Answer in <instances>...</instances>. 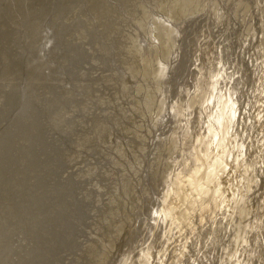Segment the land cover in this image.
<instances>
[{
    "label": "rangeland",
    "instance_id": "rangeland-1",
    "mask_svg": "<svg viewBox=\"0 0 264 264\" xmlns=\"http://www.w3.org/2000/svg\"><path fill=\"white\" fill-rule=\"evenodd\" d=\"M35 1L36 0H32V1L31 0H29V1L28 0H3V2H2V0H0V22H1L0 23V32H1L0 33V41H1L0 42V47H1L0 48V59H1L0 60V63H1V65L3 64L2 67L0 65V67H1L0 68V70H1L0 71V79H1L0 80V88H1V90H0V105H1L0 106V120H1L0 121V123H1L0 124V133H1V135L0 136L2 137V135H3L2 132L3 131H5L4 135L7 134L5 136L3 135V137H4L3 139L0 138V139H2V141H0V142H3L4 143V144L3 143H0V148L3 150V152H2V150H0L1 151L0 152V155L2 156V158L8 156L11 159H15L14 160L15 163H14L13 160L9 159V161L11 163H13V165H14L13 166L12 164L10 165V162L7 160L8 158L6 160H7V163L9 165L6 162H4L5 158L4 159H1V157H0V159L3 160L2 162L0 160V163L2 165H3V162H4V164L6 163L8 166L13 167L11 169V168L7 167V165L6 166L5 165H3V166L1 165L0 166V168L1 167L4 168V169L1 168V170H0V186H1L0 187V198H2V200H5L6 199L5 200L6 202L8 201L7 202L8 203V206H7V203L4 202V201H1V199H0V259H1L0 260L1 263L0 264H12L14 261L15 262L13 264H36V263L37 264H40L38 261L43 262L42 264H44V262H45V264L46 263L48 264L49 261L51 262L50 259L55 258L57 256H58L57 258L60 257V260L59 259H52L56 263L55 262H52L51 264H59L61 260H63V261H61L60 264H62V263L63 264H67V263L68 264H77V263H79V264L80 263L81 264H86V263L87 264H94L95 261H96V263H98L100 260L101 261L98 264H100V263L104 264V262H105V264H116L118 262L119 263L122 262V260L124 258L122 259V258H119V257H121L122 255H124L126 253L125 251L129 250L131 246L134 247L133 249H139V244H141V246L143 245L145 239L148 237V235L151 233V231H153V228L155 227L154 223H152V222H156V220L157 221L159 220L158 227L155 228V230H154V236L151 238L149 244L153 242L152 241L153 239H156L159 235L164 234V230H165V227H166V224H167V222H165L164 220H165V216L168 214V211L167 210L169 209V207H167V204H168V206H170V204L167 203L166 201L165 202L163 201L164 198H163L162 195L166 194V192L168 191L166 189H171V187L173 185L172 183H173V181L175 179V175L179 171L177 169H180L182 167V163L184 162L183 160H185L183 158V156L187 158L188 156L191 155V153H192L191 151L194 150V149L191 150L192 146H190V144H192L195 141L194 137L197 138L198 136H200L201 135L200 134V131H202V132H204L205 130L207 131V126L206 125H210V123L208 122V119L206 118L207 117V114L206 113H203L206 116L203 115V114H199L197 112V109L195 108L196 106H194L195 109L193 108L194 111H195V112L192 111V112H194L193 114L188 109L189 107L186 108V106L187 105L188 106L191 105L194 100H196V99L199 100L198 95H195V93L196 92H199V93H203L204 92L202 90V87L201 86H204L203 89L205 90V92L203 93L204 95L198 93L199 96L202 97V95H203V97H204L203 100H201L202 103H203V101L206 102V103L209 102V105L212 104L213 106H216L217 107V104L220 103L223 99H227L228 98V95H229L230 98L228 100L231 101V104L228 106V109H226V113L229 116V119L230 120H226V123H225L226 129L224 131V135L223 136H218L216 134H214L215 136H213L212 134H210L212 136H211V138H209V140H210L209 141V140H207V136L208 137H210V136L207 135V133L205 134L206 131L204 133L201 132L202 133L201 138H203L206 135L205 137H206V140L208 141V144L206 143L207 141L205 140V138L202 139V142H204V141H206V142L205 143H201V144L200 143H196L197 141L199 142V140H197V139H199V137L196 139L195 143L197 145L200 144L198 148L201 151L197 150V155H195L192 158L190 157L191 160H189L190 163H189L187 169L185 170L184 167H183V174L184 175L186 173L188 174L191 171H193V169H195L196 167L198 168L201 165V162L198 161L199 158L197 159V157H199V156H212L213 157L214 156L213 159H215V157H217L218 154H221L218 157H222L223 158L222 159L223 164H224L223 166H225V164H227L228 166H231V169L232 170L229 173L225 169L224 172H227V174H226L227 177L226 178H224L222 175H220V177H219V174L217 176L218 181H221L220 185L223 187V190L222 191H219V195H220L221 199L218 198L217 200H214L213 197H211L209 199L207 198L206 200L203 199V201L201 202V204H199L198 199L193 200L194 201V204L187 202L185 204V212L188 211V210H190L191 207L196 208L195 209L196 214L194 213V215H193V217H194L193 219L194 220L193 221L191 220V223H193V224L190 223L191 225L187 226L184 230L180 231V233H176V234H173V235H165L161 239L157 240V242L154 245L153 244H150V245L148 244L149 246L147 248L143 249L142 252H141L142 257H143V259L145 257L146 262H147L146 264H264V171H261L262 170V167L264 169V162L262 163L263 166H261V167L258 166L261 170L258 169V170L254 171V172H251L250 171L249 172L250 174L244 179V173L246 171H248L246 169L251 166V163L252 164H255V163H253L254 161L256 162V157L255 156H257L259 154L261 155L262 151L264 150V0H201V1L200 0H198V1L197 0H190V1H193L191 3H190L189 0H185V2H184V0L183 1L182 0L181 1L178 0L180 2H177V4H175L177 0H172V1H170V0H162V1L161 0H157L159 3L161 2L160 3L161 4V7H159L160 4H158V2H156V0H155L156 3H153L154 2L153 0H150V1L149 0H141V1L140 0H131L130 3H129V0L128 1L127 0H124V2L125 1L128 2V4L130 6H131L132 3H136V4H132V6L130 7L131 10L128 7L129 5H126V2H125L124 5H122L124 3L123 0H120L122 3L119 0L118 1L117 0H108L109 2L108 1H105V0H100V2H99V0H92V1L91 0H82V1L81 0H75L76 2H74V3H73L74 0H71V1L68 0V2H67V0H60V3L57 0H54V1H52V0H41V1L37 0L36 2L39 1L38 2L39 4L38 3L36 4ZM77 1H79V3H81V4H78ZM110 1L112 3L115 1L116 3L118 2V3H120L122 5L121 6L119 4V6H118V4L115 5L116 4L115 2L113 3L115 6H118V7H115L116 9L118 8L117 9L118 11L115 10V9H114V11L119 12V13L116 12V16L114 15V19L117 18V16H119L120 17V21H119V17L117 19H115L117 21H115L112 17L109 18V15L111 13L112 14L115 13V12L113 13L112 9L109 10L110 8H113L114 7V5ZM186 1H189V2H186ZM61 2L62 3L65 2V3L62 4ZM146 2H147V4H146ZM148 2L151 3V4H148ZM181 2H183V4H185L186 6L183 5ZM214 2H216V4H213ZM30 3L31 4L35 3V5H37V6H35L34 4L31 5ZM103 3H105V6H108V7H104ZM109 3L112 4V5L110 4L111 7H109ZM139 3L141 5H139ZM152 3L155 6H157V7H155ZM178 3H181L180 5H182V6H180V7H182V8H183V6H185L183 8V10H182V8H179V4ZM48 4H50V5H48ZM142 4H144L143 5L144 7L142 6ZM156 4H158V5H156ZM170 4L171 5L173 4L172 5V8H171V5ZM59 5H62V6L58 7ZM101 5H102V7L106 8V9H104V8H103L104 10L100 9V8H102ZM137 5H139V6H137ZM175 5L177 6V8L175 7ZM214 5H216L217 8ZM34 6H35V8H34ZM89 6H91V7H89ZM140 6H142V7H140ZM194 6H196V8H198V9L196 10V8ZM47 7H49V8H47ZM67 7H69V8L66 10ZM53 8L55 9L56 12H57V10H59V8L60 9H63V11L62 10H59L58 11V14L60 12V16H58L57 14H55L56 15V17H55V15L53 14V13H55V11L52 12V10H54ZM56 8H58V9H56ZM87 8H88V10L85 11ZM119 8L121 10H119ZM142 8L145 9V14H142V13H144L143 12L144 10ZM170 8H171V10H170ZM175 8H176V10H175ZM213 8L214 9L216 8V9L214 10ZM41 9H42V12H41ZM74 10H75V12H73ZM101 10H102V12L105 11V10H106L105 12H107V10H108L107 14H109V15H107L105 12H103V13L100 12V14L102 13V15L104 16V17L102 16L104 18V20H103L102 17H100V14L98 15L99 11H101ZM122 10H124V11H122ZM127 10H129V11H127ZM152 10H154V11H152ZM174 10L177 11V12H175ZM181 10L183 11V13L185 15L184 17H181V16H183V13L181 14V12H180ZM31 11H33V12H31ZM34 11H35V13H34ZM39 11L41 12L40 15H39ZM61 11H62V13H61ZM67 11H69V12L67 13ZM169 11H170V13H168ZM95 12H97V13H95ZM147 12H148V14H146ZM178 12H180V13L178 14ZM36 13L38 14V16H37ZM126 13H127V15H125ZM47 14H49L50 16L47 15ZM62 14H63V16H61ZM26 15L28 16V18H27ZM31 15H33V16H31ZM65 15H67V16H65ZM141 15L142 16L143 15H146V17L143 16L144 19H146L148 17L146 19V21L149 22L151 20L150 21L151 23L149 22V24H151L152 27L149 26L148 22L145 21L147 24H145V22H143L144 20H142L143 17ZM169 15L171 17H169ZM57 16L58 17H62L61 18L62 21ZM105 16H108V18L106 17L107 18L106 19ZM128 16H129V18H128ZM137 16H138V18H137ZM174 16L175 17L177 16L178 19L175 18ZM97 17H99V18H98V20H96V22H97V25H96L95 18L97 19ZM134 17H135V19H134ZM172 17H174V18L172 19ZM13 18H15V19H13ZM179 18H180L181 21L179 20ZM39 19H40V21H38ZM43 19L47 23L44 22ZM81 19H83V20H81ZM110 19H113V20H110ZM167 19H169L170 22ZM88 20H91V21H88ZM99 20H101V21L99 22ZM108 20H109V22H108ZM121 20H124V23H125V20H126V22H127L126 25L130 27L131 24H132V27H130V28L128 27L129 28L128 29L127 26L124 23H122ZM129 20H131V21H129ZM173 20H174V22H172ZM177 20H178V22H177ZM30 21H31V23H32V21L33 22L35 21V22L33 24H31ZM36 21L41 22V23L43 22L42 23V26H41L40 23H37ZM155 21L158 24L155 25ZM2 22H5V23H2ZM88 22H91L90 23L91 25H89ZM161 22H162V24L163 23L164 24L162 25ZM56 23H58V24L60 23V24L58 25ZM37 24H40V26L37 25ZM43 24H44V26L45 25H48V27L45 26L47 28H44L43 27ZM86 24L89 25V28H86V26H87ZM136 24H139V25H136ZM169 24L172 27L171 29H170V26L169 27L167 26ZM33 25H35V27ZM60 25L62 26L61 28H60ZM72 25H74V26H72ZM83 25H86V26L84 27ZM9 26H10V28H9ZM27 26H29L28 27L29 29L32 27V29H30V32L32 34L29 33V29L27 28ZM38 26L40 27V29H39ZM76 26L77 27H81V30H83L85 33L82 32V31L80 32V28L77 29ZM92 26H94V27H92ZM99 26H100V28H99ZM113 26H114V29L116 27V29L118 28L117 31L119 30L118 31L119 33H116V35L113 34V33L117 32V31H113V28H112ZM161 26H162V28H160ZM49 27H51V29ZM141 27H142V29H141ZM34 28H35V30H36V28H37V30L38 29L41 30L42 31V33H41L42 35L40 33H38V32H41V31H39V30L38 31H35V30H33ZM53 28H54V30H53ZM55 28L57 29V31H56ZM62 28L64 29V31L66 29V32L67 33L64 32ZM71 28H73V29L71 30ZM96 28H97V30H96ZM123 28L126 29L125 31L127 32V34H126V32L123 31L124 30ZM135 28H136V30H135ZM49 29L52 32L54 31V34H52L51 36H49V35L52 32H50ZM74 29L76 30V31H74L75 33L73 32ZM161 29L162 30L163 29H166L167 31H164L163 30L160 33L159 31H161ZM169 29H170V32H169ZM19 30H21V31H19ZM69 30H71V31H69ZM101 30H103V31L104 30H107V33H106L107 36L105 34V31L102 32ZM108 30H110L113 33L111 34ZM121 30H122V32H121L122 34L120 33ZM141 30L144 31V32H142ZM48 31H49V33H48ZM77 31H78V33H76ZM172 31H174V32L176 31V33L172 32ZM56 32H58V33H56ZM61 32H62V34L65 33V35L69 33L67 36L69 37V35H70L71 38L69 37L70 39H68V37L65 36L64 34L63 35H60ZM10 33H12L13 35L10 34ZM97 33H98V35H100V38L98 37ZM102 33H103V36H106V37H104V38H103V36L101 37V34ZM134 33H136V34H134ZM163 33H165L166 36ZM169 33H173V35H170ZM29 34H31V35H29ZM37 34H38V37L40 39L37 37ZM120 34H121V36H120ZM123 34H125L124 35L125 38H122ZM131 34H132V36H130ZM156 34H158V35L160 34V36H158ZM161 34H163V36L165 38L161 37L162 36ZM15 35H17V36H15ZM108 35H109V37L111 36L113 39L111 37L109 38ZM114 35H115V37H113ZM135 35H136V39H134V36ZM167 35H169V37ZM2 36L3 37L5 36L4 38H6V39L4 40V38ZM31 36H33L32 38L35 41L32 40ZM42 36L45 39H43ZM48 36H49V38H48ZM59 36H61V38ZM63 36H65V38ZM157 36L159 37V40H156V39H158ZM23 37H25V38H23ZM50 37H51V39H50ZM53 37H54V39H53ZM55 37H56V39L58 38L57 41H56V43L53 41V40H55ZM62 37L65 40H67V41L65 42V40L62 39ZM79 37H80L81 40L79 39ZM97 37H98L99 40H95ZM118 37H121V39L118 38ZM15 38H17V39H15ZM18 38H21L23 40H20V39L18 40ZM47 38L50 39V41H52L53 43H51L50 41H48ZM169 38H170L169 41H171V42L168 43V40L167 39H169ZM46 39H47V42L45 43ZM118 39H120V40H118ZM132 39H133V41H132ZM148 39H149V41H148ZM162 39H164V40L166 39V41H164ZM24 40H26V41L24 42ZM100 40L103 41V42H101ZM107 40L108 41H112V42L113 41L114 42L116 41L115 44H117V41L120 42L119 43L120 44V47H119L118 44H117V46L113 45L114 42L111 44V45L114 46V48L115 47L120 48V49L115 48V49L118 50V52L116 50L117 53L115 51H112L113 53L110 51L112 49L113 50H115V49L113 48V46H111L110 48H108L110 44H109V42ZM17 41L18 42L20 41V42L18 43ZM28 41H30V42H28ZM36 41H38V42H36ZM43 41H44L45 45H44ZM58 41H62L64 43V45H66V46L62 45L61 47H59V48H62L64 46L62 48V51H61V49H59L57 47V45H59V44L61 45L62 42H59L58 43ZM85 41H86V43H85ZM95 41L98 44H96ZM98 41L101 42V43H99ZM22 42H24L25 45L24 44H20ZM48 42H49V44H48ZM67 42H68V44H70V46L73 49L74 48H77V49H79V51L77 49H74L75 50V52H74V50L72 48L69 49L68 48L69 45L67 46V44H66ZM107 42H108L109 45L106 44ZM135 42H137V43H135ZM27 43H28V45H27ZM31 43H33V44H31ZM80 43H82V45ZM91 43L94 45V47L91 46L92 45ZM134 43L138 46V48H139L138 51H140V52L137 51L138 48L137 49L135 48L137 46L134 45ZM161 43H163V45H161ZM165 43H168L169 45L167 46ZM170 43H172V44H170ZM18 44H19V46H18ZM51 44L53 46L55 45L54 48L56 47V49H54ZM72 44H74V45H72ZM83 44H84V46H83ZM99 44H101V46H102L103 49H105V47H106L107 50L106 49L105 50H102L101 47L100 48L99 47L98 48H95V46L97 47ZM33 45H35V46H33ZM43 45H44V47H43ZM47 45H48V47H47ZM80 45H81V47L83 46V48H81ZM85 45H87L86 47H88V48L85 49ZM170 45L171 46L173 45V46L171 47ZM6 46L8 47V49L10 47V49L8 50ZM45 46H46V48H45ZM163 46H164V49H163ZM169 46H170L171 49L173 48V50H171L172 51L171 53H169L170 51H168V53L165 51V50H169ZM28 47L29 48L31 47V49H30L31 52L28 51L29 50ZM32 47H34V48H32ZM49 47H51V48H49ZM158 47H160V48L158 49ZM165 47H167V48L165 49ZM13 48H15V49H13ZM52 48L54 50H56L55 51L56 54L59 53L58 51H61V52H63V54L60 52L61 53L60 54L61 56L62 55H66V56H62L64 58H61L60 57L62 61L58 57V56H60L59 54L56 55L55 53H53ZM141 48H142V50H141ZM155 48H157V49H155ZM37 49L40 52L37 51ZM71 49L73 50V54L75 55L76 58H79L78 54H80V53L83 52L84 53L83 55L80 54V59L82 58L81 61L85 59V61L83 63H81L80 62V59H78V60L75 59L74 56H73V54H72V50ZM87 49H90L91 51L90 50H87ZM133 49H134V51L138 52L139 54L137 53L138 55H136V52H133ZM161 49H163V50H161ZM35 50L37 51V55L36 54H33ZM82 50H86L87 54H88V51L90 53L87 55V54H85L86 52L85 51H82ZM108 50L110 51V53H108L109 52ZM121 50H123V51H121ZM157 50L160 51V52H158ZM21 51L24 54H22ZM36 51H35V53H36ZM68 51H69L70 54L67 53ZM105 51L106 52L108 51V52L106 53ZM119 51H120V53H119ZM64 52L66 54H64ZM133 53H135V55ZM140 53H141L142 56L140 55ZM145 53H147V54H145ZM108 54H112L114 56H110ZM117 54H119L118 57H117ZM159 54H160V56H159ZM164 54L167 55V56H168V54H170L171 56L169 55V58H165L167 56H165ZM105 55L107 56L106 59H105ZM162 55H163V59H160V58H162L161 57ZM72 56L75 59V61L77 60L76 61L77 64H76V62L74 64L77 65L78 68H79V64L80 63H81V65H83V67L81 65H80V67L81 68H86V69H88V68L91 69L92 68L91 65L92 66L93 65L96 66L97 69L95 67H93L95 69L92 68L93 70H91V71H94V72L97 71V73L95 72V74H97V76L95 74H92L94 72H89L88 71L89 69L87 71H85L86 69L85 70L83 69V72H82L83 74H82L81 73V71H82L81 68L77 72H75L76 70L71 71V73L73 72L72 75H71L69 73L70 71H68V70L66 71V69L68 68L69 70H71V68H72V70H73L74 67L77 68V66H75V65H69L70 62L72 61L71 59H73V58H71ZM98 56H100L101 58H99ZM109 56H110V60H109ZM137 56H139V57H137ZM34 57H36V58H34ZM69 58H70L71 61L69 60ZM86 58L89 59L90 61L89 60L86 61ZM111 58H112V60H111ZM155 58H157L156 59L157 61H159V59H160V63L157 62L155 60ZM164 58L166 60L167 59L168 60L165 61ZM30 59H31V61H30ZM66 59H68V60H66ZM94 59H95V61H94ZM103 59H104V61L107 60V59L109 61L108 60H107V62L105 61L106 62V64H105L104 61H103ZM143 59H144V61H148L149 63L144 62V64L143 63L140 64L141 63L140 61L143 60ZM34 60L35 61L37 60L38 63L35 62ZM113 60H115V61H113ZM129 60H130L131 63L129 62ZM134 60H137L136 63L137 62H140L138 64V66H137V64L135 63ZM29 61H30V63L33 62L34 64L33 65L31 64L32 66L27 65V62H28V64H30ZM50 61H52V62H50ZM118 61H119L120 64L118 63ZM161 61H163V62H161ZM92 62H94V63H92ZM95 62L100 66V69H98L99 66H97L95 64ZM132 62H134V63H132ZM4 63H6V64H4ZM58 63L59 64H62L63 66L62 65H59ZM66 63H68V66L69 67L67 66ZM113 63H114V65H112ZM127 63H130V65L127 64ZM151 63L153 65H154V63H156V64L153 67V65H149ZM163 63L166 64V67H165V65H164V67L163 66L162 67L165 68V69L167 68L166 70H164V72L162 70L163 68L161 67V65H163ZM36 64H38V65H36ZM50 64L56 70H54L51 67ZM64 64H65V66H64ZM71 64H73V63H71ZM107 64H109L110 66L107 65ZM157 64H159V65H157ZM34 65H36V66L34 67ZM54 65H55V67L57 66L58 68L60 67L61 69H63L62 67H64V69L66 68L65 69L66 72L64 71V69L62 70L63 74H65V73L66 74H70L72 79L69 78L70 75H66V74L65 75H62V72H59L61 70L55 68ZM101 65H103V66H101ZM147 65H149V67ZM24 66H27V68L24 67ZM37 66H38V69H36ZM21 67H23V68H21ZM104 67H106L105 68L106 70L104 69ZM160 67H161V70L162 71L161 70H157ZM49 68H52V69H49ZM29 69H30L29 72L26 71V70H29ZM35 69H36V71H35ZM125 69H126V71H123ZM155 69L157 71L156 72L154 71V72L157 73V74H154V72L150 73L151 71H153ZM10 70H11V72L13 74L10 72ZM49 70L51 72H49ZM52 71H54V72H52ZM57 71L59 73H57L55 75V72H57ZM160 71H161V73H160ZM98 72H101L102 75L100 73H99L100 74L99 75ZM162 72H163V76L164 77H162ZM87 73H88V77H86L87 76ZM90 73H91V75H90ZM113 73H115V74H113ZM6 74H8V75H6ZM35 74H36V76H35ZM59 74H60V76L58 78L57 75H59ZM149 74H151L152 76L149 75ZM158 74H160V75H158ZM14 75H15V77H14ZM93 75H94V77H92ZM153 75H154V79H155L156 82L158 81V80H156V78L162 80V81L159 80V82H157V83H159L158 85L161 86V88H159V86L156 85L157 84L156 82L152 81ZM98 76H99V78L101 76V78L100 79H97L96 77H98ZM105 76H106V79H105ZM131 76L132 77L134 76L135 80L133 78V81H132L131 80L132 79ZM157 76H160V77L158 78ZM48 77H50V78H48ZM56 79H57V81H56ZM73 79H75V80H73ZM86 79L88 80V83L86 82V84H88V85H84L85 84V81H87ZM128 79H130V81ZM148 79H149V81H148ZM72 80L75 81V82H73ZM198 80L200 81V83H199ZM6 81H8V82H6ZM107 81H109V82L107 83ZM19 82L21 84H25L26 83L27 89L29 91H31V92H29L27 94L28 96H31L34 93L33 94L34 96H32V98H30L31 100L28 101V102H32L33 101L32 102L33 104H30L29 103L30 106L34 105V106L37 107V109H40V107L44 104L43 106H45V107L42 106L44 108V110L47 109L49 111H47V110L46 111H44V110L43 111L42 110H38L36 112V110H37L36 107H34V106L33 107H30L29 106V113H25L26 112L25 111L26 108L24 107L23 109L25 111L24 112L25 114L22 112L20 115H17L18 113L21 112V109H18L19 104H16V105H13V104H15L17 102L15 100H17L18 97H19L18 102H20L21 88H18V84H20ZM41 82H43V83H41ZM89 82L91 84H89ZM123 82H126V83L122 84ZM153 82L155 83V85L153 84ZM160 82H162L161 83L162 85H160ZM195 82H197V83H195ZM52 83H53V85H52ZM56 83L58 84V86L56 85ZM63 83H64L65 86L63 85ZM92 83H93V85H92ZM198 83H199V85H198ZM59 84H61V87L59 86ZM200 84H201V86H200ZM6 85H7V87H6ZM29 85H31V86H29ZM40 85H42V86H40ZM124 85L126 87H124ZM129 85H130V87H129ZM136 85H138V86H136ZM153 85L156 86L158 88V90H156L157 88L154 87ZM14 86H16V87H14ZM56 86L59 88V91H58L59 93L57 92L58 89L57 88H54ZM121 86H123L124 89H122ZM131 86H133V88ZM140 86H142V87H140ZM162 86H164V87H162ZM194 86H195V88H194ZM19 87H20V85H19ZM51 87H53L54 90ZM62 87H65L66 88V89L61 90L62 93L64 92L63 95L66 94L67 92H69L68 94H66L67 96L70 93L72 95H74L73 98L76 96L74 98L75 100L72 99V102L74 100V103H73L74 104V108H73V104H71L72 102H69V99L72 98V96L69 95L70 98H68L69 97L68 96V97H65L66 98L65 99L63 97V95L60 94L61 93L60 89H62ZM151 87H154V88L151 89ZM43 88H45L47 90L46 92H48V91H50V92L53 91L54 92L55 89H56L55 95H56V93H58V94L56 95V97L54 95L53 98L55 97L57 99V101L58 100H61L59 97L62 95L61 98H64L63 99V102L61 100V101H59L60 103L59 102L57 103L60 106L59 107L60 110H59V108L57 109L58 111L56 110V107L58 106L55 103V102H57L56 99L54 98L55 101L53 100V98L51 96L52 94H50V92H48V93H49V95H50L51 98H48L47 99V97H49V95H47L46 92H44V93H46L47 96L43 93V91H45ZM71 88L72 89L78 88L76 90H79L80 89L79 90L80 92L79 91H76V90H72ZM100 88H101V90H100ZM126 88H128L130 90V93H129V90L128 89L126 90ZM200 88H201V91L202 92H200ZM11 89H13V90H11ZM67 89H68V91H65ZM97 89H98V91H97ZM104 89H105V91H104ZM119 89L120 90L122 89V90L120 91ZM71 90L74 92V94H73V92ZM228 90L230 91V93H227ZM18 91L20 92V95H18L19 94ZM75 91H76V93H75ZM123 91H125V92H123ZM157 91L158 92L163 91V92L158 93ZM181 91H183L184 94H182ZM185 91H186V93H185ZM206 91L208 92V94L206 93ZM16 92H18V94ZM126 92H128V93H126ZM82 93H83V95H82ZM180 93H181V95H180ZM230 94H232V95H230ZM58 95H59V97H58ZM78 95H80L81 97H77ZM99 95H101V96H99ZM116 95H118V96L120 95L119 97H124L123 95H126V96L124 98H120L121 101H119V100H117L119 97L116 96ZM138 95H140V96H138ZM207 95H208V97H206ZM40 96H42V97L45 96L44 98L47 99V100H49V102H50V99H51L52 101L50 103L53 106L47 105V104H50V103L48 101L46 102V100L44 98L41 99L42 97H40ZM161 96H163L164 99H162ZM192 96L194 98H192ZM16 97H17V99H16ZM95 97H96V99H95ZM114 97H115V99H114ZM189 97L192 98V99H189ZM78 98H81V99L79 100ZM158 98H160V100H162V102L164 100V103H162ZM32 99H34V100H32ZM76 99H77V103L75 102ZM92 99H95V101L97 100L96 103ZM28 100H29V98H28ZM38 100H41L42 101V102L40 101L41 105L38 102ZM44 100H45V102H43ZM65 100H68V102H66ZM101 100H103V101H101ZM109 100L111 102L113 101L112 104L115 103L116 100H117L116 104H113V105L111 104L115 108L112 109V106H110V104H109V102H110ZM154 100H156V101H154ZM175 100H176V102L179 101L178 102V104H179L178 106L179 107L181 106L180 108H183L184 107L182 109V111L184 110L185 113L183 112V117L181 116V118H179L178 116H176L175 114H173L174 112L171 110L172 109L171 108V106H172L171 104H173V102L175 104ZM186 100H188V104L187 105L185 103V102H187ZM206 100H208V101H206ZM91 101H93V102H91ZM105 101H107V102H105ZM138 101L140 102V104H139ZM157 101L160 103V105L163 104V105L159 106V107H161V110H160L161 111V113H160L161 115H159L161 117L157 116L158 113L160 112V111L159 112L157 111V110H159V109H157V108H159L158 107L159 104L157 103ZM180 101H181V103H180ZM28 102L26 104L27 105L26 107H28ZM34 102H36L37 105H35ZM78 102H80V104ZM82 102L85 105L84 106L85 107L84 109L86 110V112H83L81 110V108L79 109V107H83V103ZM212 102H215V103L213 104ZM61 103H63V105ZM99 103L103 104L104 106L103 105L101 106V104H99ZM66 104H68V106ZM81 104H82V106H81ZM130 104H131V106H129ZM142 104H144V105H142ZM181 104H184L185 106L184 105L182 106ZM197 104H198V106L200 105L199 102ZM55 105H56V107H55ZM76 105L78 106V108H77ZM98 105H100L102 108H100V106H98ZM195 105H196V103H195ZM46 106L47 107L49 106L48 107L49 109ZM61 106H64V108L66 107L65 112L63 111L64 108L61 107ZM50 107H52V108L54 107V108L53 109L52 108L50 109ZM30 108H34V111L33 112H30L31 111ZM62 108H63V110H62ZM68 108H70V109H68ZM76 108H77V110H76ZM93 108H95V109H93ZM54 109L61 116L59 114H57V116H56V113L57 112ZM132 109L133 110L136 109L135 110V113H133L134 111ZM186 109H188V110H186ZM215 109L216 108H214V110ZM12 110H14V111H12ZM60 111H61V113H60ZM94 111H96V112L93 113ZM122 111H126V112H122ZM137 111H139V112H137ZM53 112H54L55 115L53 114ZM91 112H92V114H91ZM114 112L116 114H118L119 117ZM131 112L134 114V118H131V117H133V114ZM141 112H142V114H141ZM13 113H15V114H13ZM65 113L67 114V116H66ZM98 113H100V114H98ZM122 113H123V115L125 113L124 117H123ZM129 113H130V115H127ZM154 113L157 116L156 118H155ZM33 114H34V116H33ZM43 114L44 115L46 114L44 116L45 118L43 117ZM47 114H48V118L50 119L51 122L50 121H47V120H49L47 118ZM97 114L100 116L99 118L96 117ZM151 114H152V116H151ZM196 114L197 115L199 114L200 116L198 115V117H197ZM15 115H17V117ZM25 115H28V116L31 115V117L34 119L35 123H32L33 124L32 125L31 122L33 121V119L31 117H28V116H25ZM58 115H59L60 118L58 117ZM201 115H202L203 118L201 117ZM38 116H40V117H38ZM62 116H65V117H63V120H65V122L62 121V119H61ZM101 116H102V118H101ZM114 116L116 118H114ZM128 116H130V117H128ZM24 117H26L24 119V120L27 119L26 121H23L22 120ZM76 117L77 118L79 117V118L77 119ZM158 117H159V120H156V119H158ZM39 118H42V119H39ZM53 118H56V119L54 120ZM66 118L67 119L70 118V120L68 121V122H71L70 124L67 122V119ZM71 118H72V121H71ZM108 118H110V119H108ZM148 118L149 119L151 118V120L154 121L155 123L152 122V121H149ZM154 118H155L156 121L154 120ZM199 118H202L201 119L202 121ZM18 119H20V121ZM44 119H47V120L45 122L43 121V123H42V120H44ZM115 119H117V120L114 121ZM137 119H139V120H137ZM38 120L41 122V125H39L40 122H38ZM57 120H58V123L60 122L61 124L60 123L57 124V125L55 124L54 126L51 125L55 121H56L55 123H57ZM89 120H91V121H89ZM102 120L104 122H102ZM146 120H148V121H146ZM186 120L188 122L187 124H185V121ZM199 120L201 122H199ZM28 121H29V124H28ZM36 121H37V124H36ZM111 121H112V125L110 124ZM12 122H14V123H12ZM116 122H118V124ZM150 122L153 125V128L154 129L152 128V126H149V125H151ZM2 123H4V124H2ZM16 123H19V124L22 123V125L21 124L20 125L19 124L16 125ZM77 123L79 124V126H78ZM200 123H201V125H200ZM30 124L32 125V128H30L31 127ZM35 124H36V126H35ZM43 124H44V126H43ZM62 124H64V125H62ZM66 124L68 125V127L66 126ZM115 124H117V125H115ZM23 125H27L28 127L27 126L24 127ZM6 126L9 127V129L11 128L14 131L9 130ZM61 126H63L64 129ZM100 126H103V127H100ZM113 126L115 128L118 126L117 127V130L118 131L116 129H114ZM199 126L202 127V128H200ZM49 127H51V129ZM54 127H55V129H54ZM59 127H61V128H59ZM107 127H108V129H107ZM27 128L32 129V130H29V131H31V132L33 131V132L31 133V132H29L27 130V133H24V132H26V129ZM45 128H47V132H46V129ZM52 128L58 134L57 133H53L54 135L52 136L51 133L54 132L52 130ZM136 128H137V130H136ZM35 129H37V130H35ZM57 129H59V130H57ZM61 129H63V133H62V130ZM79 129H80V131H79ZM83 129H85V130H83ZM17 130H18V132H17ZM49 130H52V131L49 132ZM82 130L84 131L83 133L81 132ZM91 130H92V132H91ZM8 131H11V133L13 132V134H9L10 132H8ZM36 131H37V133H36ZM38 131H41L43 133L41 134V132H38ZM14 132H17V134L15 135ZM20 132H22V137H21V133ZM74 132H76L78 138L76 136H74V135H76ZM194 132L197 133V134H193ZM19 133H20V135H19ZM33 133L38 134V136H39L38 138H39L40 141L38 140L37 135L36 134H33ZM44 133H45L46 136L44 135ZM70 133L73 134V135H71ZM171 133H173L174 135L173 134L170 135ZM24 134H26V136ZM39 134H41V136ZM50 135H51V137H50ZM59 135H61L62 137L65 136V138L69 135L68 136L69 138L67 137L66 138L67 140H65V138L63 139L61 137V139H60L61 142L58 141V143H57V138L59 140ZM107 135H108V137H107ZM192 135H194V137ZM7 136H8V139H10V141L6 138ZM28 136L30 137V140H32L31 142H30V140H28L29 139ZM32 136H34L36 138V140L34 138H32ZM16 137H17V139H16ZM44 137H46L45 140H47V141H45V140L43 141L42 140ZM74 137H76V138H74ZM190 137H192V139ZM12 138H14V139H12ZM49 138H50V140H48ZM53 138L56 139V141ZM172 138H176V139L172 142V140H173ZM20 139H22L21 142L22 141L25 142V140H26V142H25L26 145L24 144V142L21 143L20 142ZM33 139H34V141H33ZM169 139L170 140L172 139V140L170 141ZM3 140H5V141H3ZM37 140H38V144L41 145L43 143L41 146L44 145V147H47V150H45L44 147L38 146V144L35 143V141L37 142ZM14 141L15 142L18 141L17 143L20 142V144L16 145L17 143H15ZM28 141L30 142L29 143L30 146H32V144H34V145L37 144L36 146H38V147L32 148L34 145L32 147L28 146V144H27ZM8 142H9V144H8ZM106 142H108V143H106ZM134 142H135V144H134ZM170 142L172 143V146L168 145V143L171 144ZM54 143H56L55 144V148H53L54 147ZM173 143H174V145H173ZM195 143L192 144V145L197 146V145H195ZM10 144H12V145H10ZM14 144L17 147H20L21 148V149L18 148V150H19V154L21 153L20 156L23 159H21V157L18 156L19 155L18 152H17L18 150H16L17 148H16V146ZM51 144L53 145V147H52ZM57 144H59V146L56 148V145ZM138 144H140V145H138ZM204 144H206V145H204ZM6 145H8L7 146L8 148L6 147ZM13 145L15 146V149H14ZM48 145H50L51 148H50V146L48 148ZM11 146L13 148H11ZM26 146H28L29 148H31L30 150H31V154L33 153L32 155L30 154L29 148L26 147ZM194 146H193V148H194ZM203 146H205V147H203ZM3 147H4V149H3ZM59 147H60V149H59ZM10 148H11V150H9ZM22 148H27V151L29 150L30 156L27 153V151H25L26 149H23L24 150V152H23ZM37 148L38 149L40 148L41 150L39 149L40 151L39 150L37 151ZM52 148L55 149V150H53ZM167 148L168 149H171V150H168ZM7 149H8V151H7ZM48 149H50V150H49V152L46 155L45 153L48 151ZM56 149H59V150H56ZM129 149H132V150H129ZM32 150L36 153L35 155H37V156H34V152ZM65 150H67V151H65ZM128 150H129L130 153L128 152ZM186 150H189V152L186 151ZM5 151H6V154L4 153ZM41 151H42V153H41ZM51 151H53L54 153L53 152L51 153ZM57 151H59L60 154H58ZM131 151H133V152H131ZM7 152H8V154L10 156L7 154ZM9 152H11V153H9ZM14 152H16V153H14ZM38 152L41 155L44 153L43 154L44 158H42L43 156H41ZM94 152H95V154H94ZM124 152H126V153H124ZM12 153H13V155H12ZM25 153L27 154V156H25L26 155ZM50 153L53 154V155L51 156ZM56 153L58 155H56ZM101 153H103V155ZM4 154L6 156H4ZM14 154H16V156H14ZM49 154L52 157V159L47 160V159L51 158L50 156H48ZM61 154H63L62 156H65L64 157L65 159L62 156L59 157V155H61ZM22 155L25 156V158L27 157V160ZM90 155H92V156H90ZM54 156H56V158ZM29 157H31V158L34 157V159L36 157V159H38L40 162L37 161L36 159L34 160L33 158L31 159ZM45 157H47V158H45ZM66 157H67V159H66ZM70 157L73 159V161H72V159ZM83 157H85V158L83 159ZM92 157H94V158H92ZM106 157L108 158V161L106 160L107 159ZM99 158H100V160H99ZM104 158H105V160H104ZM109 158H110V161H109ZM18 159H20L19 162H18ZM29 159L31 160V164L35 163V164H33V166L30 165V163H29L30 160ZM44 159L47 160V161H49V162L52 160V162L50 163L51 166L49 168L47 167L49 165V162L47 163V161H45ZM56 159L59 160V162H60V160H62L63 162H65V160H66L65 163L66 164L68 163L69 166L71 164L70 168L72 170L69 168L68 165H66L62 161H61V163H58V161ZM75 159H77V160H75ZM85 159H86V162H84ZM94 159H96V160H94ZM217 159L218 158H216L215 160H217ZM242 159H243V161L241 163L242 165L239 166V162ZM24 160H26L24 162V163H27L26 165L24 163H21ZM53 160L54 161L56 160L57 162L56 161L53 162ZM245 160L246 161H249L250 160V162H248V164H247V162ZM43 161L45 163H47L46 165L44 163L43 167H46V169L48 171H46L45 168H44L45 172H42L44 170H42L43 168H40V167L42 166L41 164L43 163ZM81 161H83L85 164L83 162H81ZM103 161L105 163H102ZM38 162H39V164H38ZM112 162H114V163H112ZM17 163H21L22 166L19 165V164H17ZM54 163H57V165L59 166V168L61 167L60 168V169H62L61 172H60V169L57 168L60 173L59 172L57 173L56 164H54ZM130 163H132V164H130ZM60 164L63 167L60 166ZM232 164L234 165V167H233ZM28 165L31 166V167H34L36 165V167H38L39 169L36 170L37 169L36 167H34L35 169L34 168L32 169ZM37 165H39V166H37ZM52 165H54V166H52ZM212 165H213V163H212ZM243 165L247 166V168L245 169V167ZM4 166L7 167V170H6V168ZM18 166H20V168ZM26 166H28V168H26ZM237 166H239V170L238 171H235V169L237 168ZM64 167H66V168L64 169ZM86 167H87V169H86ZM252 167H253V165H252ZM15 168H17V169H15ZM50 168H52V169H50ZM210 168L211 167H209L207 169L208 170L207 172H209V169ZM13 169H15L14 171L17 172L16 173L17 175H15V172H14V173H12L13 174V176H12L11 171ZM18 169L21 170V171H19ZM26 169L27 170L29 169L28 170L29 171L28 172L29 175H28ZM49 169L51 171L52 170L54 171V172L52 171V173H55V170H56V173L57 174H61L63 176H59V175H57L55 173L56 177L54 179L53 176H55V175L51 174L49 172L50 171ZM5 170L8 172L9 176L11 175L10 176L11 178L13 177L15 179L12 178L11 181H10V179L8 178L9 177L8 174L5 175V173H7ZM8 170H10V173H9ZM22 170H23V172H22ZM30 170H34V171H31L30 172ZM64 170H65V173H67V174L69 173L68 176H66L67 174H62V173H64ZM69 170L71 171V173H70ZM85 170L92 171L93 174L92 175L90 174L92 172H87V173H89V174H87ZM97 170L100 171V172L98 173ZM121 170L123 172H125V173H123ZM233 170L235 171L234 173H233ZM2 171H4L3 176H6V177H4V179L1 178L2 177L1 176V174H2L1 172ZM24 171H26V172H24ZM76 171H78V173ZM172 171H174V173ZM21 172H22V174L25 173L26 176L24 174L23 175H20ZM33 172H36V173L34 174ZM41 172L44 173V174H42ZM74 172H75V175L78 174V176L81 179V180L78 181V183L76 181H77V179H79V177L76 176V178H75L74 175H73ZM82 172H83V174H82ZM171 173H173L175 175H173ZM30 174H32L33 176L31 178H28V180L26 178H22L21 179L22 176L23 177L24 176L27 177V176H30ZM47 174H49L48 175V178H50L51 180L50 179L47 180L48 179L47 176H46ZM70 174L73 175V176H71ZM84 174H85V176H84ZM95 174H97L99 176L102 175V176H104V178L105 177L107 178V176L108 177H111L112 176V178L102 179L103 178L102 176L100 178L99 176L97 177ZM104 174L105 175L108 174V175L105 176ZM229 174H232L231 177H228V176H230ZM34 175H36L35 176L36 178H34ZM40 175H44V176H41L42 178L46 176V178H47L46 180L48 182L45 180V178H43V180H42V178L40 177ZM50 175H53V176H50ZM81 175H83V177ZM16 176H20V177H17L16 178ZM38 176H39V178H41L40 180H39ZM57 176H59L58 178H59L60 182H62L61 184H60L59 181H57L58 180ZM69 176H71L72 178H70ZM66 177H67V179H66ZM90 177H92V178H90ZM172 177H174L173 178V181H172ZM6 178L9 179V180H7ZM56 178H57V180H56ZM88 178L91 179V182L89 180V183L91 184V186H90V184H88V187L86 188L87 184L86 185H83V186H82V184L88 183V181H84V182H81V181L88 180ZM95 178H97L98 180L95 179ZM99 178H100V180H103V183H102V181H99ZM23 179L25 180V182H22L21 183V181ZM31 179L34 180V181L32 180V182L34 184L36 183V186L33 183L30 184L31 186L28 185V183L31 182ZM65 179L66 180L70 179V181L69 182H67V181L64 182L63 180H65ZM109 179H111V181ZM229 179H231L230 182H229ZM35 180H37V181L39 180V181L38 182L37 181L35 182ZM74 180H75V182H74ZM105 180H107V181H105ZM108 180L110 182H108ZM15 181H17V182H15ZM26 181H28V183ZM44 181H46L47 183L44 182ZM49 181L51 182V184H49ZM52 181L53 182H56L57 181L59 184H56L57 182L53 184ZM164 181L166 182V184H164L165 183ZM5 182H6V184H4ZM19 182L21 184H19V185L17 184L16 185L17 187L12 188L13 186H15V183H19ZM39 182L41 184H39ZM79 182L81 184H79ZM10 183H12V185H9ZM45 183H46V185H45ZM68 183L69 184H74V183L76 184L77 183V185L74 184L72 186L70 185V187H69V184ZM235 183L236 184L237 183L238 184L240 183L239 184L240 186H237L236 188L233 187V186H231V185H233ZM47 184H49V186H47ZM52 184H53L54 187L57 186V185H59V187L57 186L58 188H56V187L54 188L52 186ZM104 184H106L107 187H104L103 186ZM2 185H4V186H2ZM7 185L10 186V187L12 186L11 188L9 187V189H11V191H9ZM22 185H23V187H22ZM24 185H25V187H24ZM42 185H43L42 188L38 187V186H42ZM66 185H68L67 186L68 188L66 187ZM18 186H21V189L23 188V191L22 190L19 191L18 189H20V188H18ZM27 186H29V187L27 188ZM44 186H47V187H45L47 190L51 186V188L53 187L52 189L50 188L52 190V192L54 190L55 191L52 193L51 190L49 189V193L47 195V192L48 191L47 190H46V192L44 191ZM73 186H75L76 188H74ZM79 186H80V188H79ZM225 186H227V188ZM5 187H7V188L5 189ZM30 187L32 189H30ZM33 187L34 188L37 187V188L34 189ZM81 187H83L84 190H85V191L83 190V192H86V189H87V191L89 190V193L90 192L91 193L93 192V193H96V194H91L90 193V195H88V193L86 192L85 193L86 194L85 196H87V197H85L84 196V193L83 192H80V191H82L81 190ZM96 187L98 188V192H99V190L101 192L98 193L96 191L97 190ZM111 187H113V188H111ZM15 188L16 189L18 188V189L16 190ZM77 188H79V190ZM89 188L91 189V191H90ZM105 188H106L107 191H103ZM163 188H165L166 191H162ZM3 189L8 190L9 193L11 192L10 193L11 194L10 195L11 197L8 195V192L7 191H4ZM63 189L65 191H67V192L64 193V190ZM68 189H69V191H70V189L72 191L74 189H76V190H74L73 193L71 191L69 193ZM12 190H14V192L16 194L14 192L12 194ZM24 190L27 191V192H25ZM41 190H42L43 193L41 192ZM59 190H61V192L64 195H62V193ZM31 191H33V192L35 191L36 193H33ZM37 191H38V193L40 192L42 194H40V193L38 194ZM18 192H20L19 193L20 194V197H19V194H17ZM24 192H25V194L23 196L21 193H24ZM30 192L33 194L32 196L30 195L31 194ZM57 192H58L59 195L57 194ZM76 192L78 193V196H75L74 199H76L77 197H78L77 200L80 199L81 197H82L81 199H83V200H84V198H87V199L84 200L86 202L80 200V202H82L83 205L79 201H77V200H71V199H73L74 193H75V195H77ZM103 192H105V194L107 196H105V194H103ZM114 192L117 193V194H115ZM161 192H164V193L162 194ZM3 193L5 194V197L7 195L6 198L5 197H2V196H4ZM50 193H51L52 196L50 195ZM37 194L40 195V196L42 195L41 198H40V196H39V198L42 200L43 204L40 203L41 200H38L39 198L37 199V196H38ZM43 194H44L45 197L42 199ZM53 194H55L56 196H54ZM71 194L73 196H71ZM99 194H100V196H98ZM110 194H115V195H110ZM61 195L63 197H65V196L67 197V199H66V197L63 198L64 200L66 199V201H67L69 199V201L67 202V204L64 203V205H61V204H63V201H64V200H62ZM79 195H83V196H80V198H79ZM12 196H14V198H16V197L17 198L18 197L21 198V201H20V199L19 200H14V198H13V200H12L13 202H12L11 201ZM49 196L54 197L56 200L54 198H51V197L49 198ZM89 196L91 198L90 200H88ZM93 196H95V197H93ZM97 196L99 197L98 200L96 199ZM115 196H118V197H116L117 199L115 198ZM24 197H27L26 198V201L24 200ZM29 197H30L29 200H31V201H29V200L27 201V199ZM31 197H33V198H31ZM110 197L115 198V201L113 200V198L111 200H109ZM164 197H165V195H164ZM22 198L24 200L23 204H27L29 207H30L31 203H33V204L35 203L36 204V202L39 201L40 204L39 203H37V204H39L40 206H38L36 204V207H35V209L37 210V212L33 208V204L31 205V207L34 209L33 212L32 211L31 212L28 211V210H32L31 207L28 208V206H26V205L20 206L22 204L21 203L22 202ZM101 198H104V199H101ZM33 199L35 201H32ZM105 199L108 202H106ZM46 200L47 201L48 200L50 201V202L48 201L49 204H51V203L52 204H56L57 202L59 204V202H60V204H59L60 206H57V204H56V208H53V207H55L54 205L53 206L50 205V207H49V205L47 204V201ZM112 200H113V203L111 202ZM19 201H20L21 204L20 203L17 204L19 206L18 207L17 205H15L16 204L15 202L18 203ZM45 201H46V203H45ZM55 201H56V203H55ZM70 201L71 202L73 201V202L70 203ZM74 201L78 202V204L76 205L77 210H75L76 208L74 210L71 208V207H75V205L73 204ZM157 201H158V203H157L158 206H156V204H155ZM1 202H3V203H1ZM11 202L14 204V206H13V204H11ZM28 202H31V203L28 204ZM76 202H75V204H76ZM88 202L89 203L92 202V203L89 204ZM110 202L112 203L111 205H110ZM79 203L82 206L81 205L79 206ZM9 204L12 205L15 209L13 208L11 210L12 206L10 207ZM65 204L67 206H65ZM70 204H73V206H71ZM85 204L89 205V206H87L88 208L86 207ZM100 204H101V206H100ZM114 204H116V205H114ZM41 205L42 206L45 205V207H47L48 210H47V208H43L44 210L43 209L41 210V208H42ZM37 206H38V209H37ZM61 206H62V208H61ZM83 206H84V208L86 210L85 214H87L86 216H88L87 217L88 220L90 219L89 221L88 220L86 221L87 218H86V216L84 214V210L82 209ZM91 206H93V207H91ZM99 206H100V208H99ZM102 206H104V207H102ZM110 206H112V208ZM114 206H115V208L113 209ZM22 207H23V209H22ZM24 207H26V210H27L26 212L27 213H25L23 211L25 209ZM57 207L61 208L62 210L56 211V210L59 209V208L57 209ZM65 207H67V208H65ZM69 207L71 209H69ZM101 207L104 208V210H102ZM165 207H167V210H166ZM93 208H94V212L95 213L97 212L96 215L92 211ZM170 208H171V206H170ZM54 209H55V211H54ZM64 209H67L68 213H67L66 210L63 211ZM87 209H89V210L87 211ZM38 210L39 211L41 210L42 213L44 211H47L46 213H48V214H46V218H47V215H48V218L45 219V214H43L44 215L43 218H42V216L41 217H38V215L40 214V212H38ZM50 210H52V211H50ZM69 210H71L72 213L74 211H76L74 214H77V215H80V214H78V211L79 212L80 211L81 212L83 211V213L80 216H78V217H81L82 218V216H84V218H86L85 220L81 219V222L84 221L83 222L84 224L83 223L80 224V218L78 219L77 218V215H74L77 219L76 218H72L73 214L71 213V215H69ZM101 210H102V212H101ZM34 211H35V213H34ZM62 211L63 212H66V213H64L65 215L63 214ZM89 211L91 212V213H89L90 215L88 214ZM109 211H110V213H109ZM112 211H114V212H112ZM23 212H24V214H23ZM28 212H30V215L28 214ZM59 212H62L63 215L60 214ZM165 212H167V213H165ZM31 213H34L35 214V217H36V213H37V217H38L37 218V222H36V218H34V216L31 217L33 215ZM42 213H41V215H42ZM54 213H57L56 214L57 217L55 216ZM107 213L108 214H111V215H108ZM112 213L114 214V216H112L113 215ZM49 214H51V215H49ZM66 214H68L67 216L69 218L73 219V220L69 219V220H67L68 222L65 221L66 219H64V217L67 218ZM98 214H99V217H97ZM60 215H62V217L58 218ZM94 215H95V217H94ZM103 215L106 216L108 218V220H107V218L103 217ZM100 217H102L103 220L99 219ZM32 218H34V219H32ZM54 218H56V219H54ZM57 218L59 220H61V218H62V220H64V224H63L62 221H58ZM111 218H113V221L110 220ZM29 219L32 220L33 223ZM41 219H42V221H45V223H46L45 224L43 222L44 226H43V224H41L43 227L40 225ZM50 219L53 220V221H51L52 224H50V223L48 224V220L50 222ZM75 219H76L75 222H77L78 224L77 223L75 224V222H72ZM54 220H57L58 223L59 222H62V223L57 224V221L54 222ZM77 220H79V221H77ZM99 220H100V222H98ZM150 220H152V221H150ZM38 221H39V223H38ZM93 221L95 223H97V224H95ZM109 221H111V223ZM146 221L148 223H146ZM30 222L32 224H35V225L34 226H28V224H30ZM105 222H106V224H105ZM107 222H109V223H107ZM55 223L58 225L57 231H56V229H55V231H53L54 230L53 229V227H54L53 224L56 225ZM65 223L66 224L67 223L68 224L71 223V224L70 225H66ZM72 223L74 224L73 225V231H71L72 229H70V227H72L71 226ZM150 223H152V224H150ZM108 224L110 226H108ZM111 224H112L113 227L111 226ZM146 224H148V225L146 226ZM45 225H47L46 228H47V231H48L46 233H45L46 228H44ZM48 225H49V227H48ZM57 225L55 227H57ZM61 225H63V226L61 227ZM65 225H66V229L69 228V229L66 230L67 232L65 231ZM76 225H78V227H80L82 225L81 226L82 229L76 227ZM35 226H37V227H35ZM38 226L39 227L41 226V228H38ZM92 226H93V228H92ZM62 228H63L64 232H62L63 231ZM44 229H45V231H43ZM49 229H52V233H50V234H49V231H51V230H49ZM74 230H76V232L78 230V234H80V236H79L80 241L78 240V234L76 232H74ZM40 231L43 232L42 233V236H41V232ZM80 231H82V232H80ZM205 231H211L212 232V234H213V240L212 241H210V242H207L206 241V235L204 236V234H203ZM29 232H31V233H29ZM38 232H40V233H38ZM53 232H55V233H53ZM65 232L67 233V235H69L72 238V240H74L75 237L77 236L76 237L77 240H75V242L74 241H71L70 240L71 238L69 236L66 237L67 235L65 234ZM44 233L45 234H49V235L52 234V236L49 237L48 235H46V237L44 238L43 237ZM81 233H82V236H81ZM62 234H63V237L61 236ZM70 234H72V235H70ZM53 235H54V238H56V240L58 239L57 241H59V242H56L55 240H53L54 239L53 238ZM87 235L89 236V238H90V236L91 237L93 236V237L89 239ZM202 236L204 237V239L202 238ZM35 237H38L37 238L38 239L37 242L36 241L34 242V240H33V239L36 240ZM40 237H41L40 244L43 245V243H44L43 241L46 238H49V239H46L47 242H49L50 239H51L50 242H53L54 243V241H55L56 243H54V244L58 245L57 247H59L60 249L56 247V250L57 251H55V254H53L54 253L53 250H55V248H53V247H55V246H53L52 243H47L46 240H45L46 243H44V245L49 246L48 244H50V245L53 246V247L52 246L50 247V251L53 248L52 251H51L53 253H51L49 251V249H48L49 247L43 248V246H42V250H44V249H46V250H44L45 253L44 252L42 253L41 246L39 247L41 251L38 248V245H39L38 242L40 240L39 239ZM42 237L44 239L43 241H42ZM82 237H83V240L85 242L84 241H81L82 240ZM62 238H64L65 240L62 239ZM61 239L64 240V241L60 243ZM66 240H69V244H67L65 242ZM89 240H90V242H89ZM77 241H78L79 244H77ZM94 241H95V244H94ZM80 242H83L82 243L83 245H84V243H86L84 245V247H83V245ZM88 242H89V244H87ZM70 243H71V245H70ZM72 243H75V245L72 244ZM59 244L60 245L63 244L61 247H63L65 244H67L66 247L64 246L65 247V254H63L64 253V251H63L64 250L63 249L64 247L61 248L59 246ZM78 245H79V247H81L80 245H82V247L84 248V250L82 251L83 248H80L81 250H79ZM87 245L90 246L91 249H90V247H86ZM92 245L93 246L95 245L94 248H93ZM159 245H163L162 246V249L163 250L159 251V254H158V253H156V251H157V248L159 250ZM11 246L13 247L14 250L11 249L12 248ZM69 247H71L72 250ZM75 247L78 248V249L75 250L76 249ZM182 247L185 248V249H182ZM92 248H93V250H96L97 249V251L99 252V254L97 253V251H94V252H96V255H95V253L93 252ZM150 248H153V249L148 251V249H150ZM88 249H90V250H88ZM6 250H7V252H6ZM37 250L39 251V254L35 255L36 253H38ZM68 250L70 251V253L71 252H73V253L75 252V253L74 254L72 253V255H70V253H69ZM2 251L5 252L6 254L9 253L8 251H10V253H9V255L7 254L8 255L7 256ZM33 251H35V253ZM46 251H48L47 254H46ZM61 251H63V252H61ZM77 251H79V252H77ZM109 251H111V252H109ZM147 251H148V253H147ZM163 251H164V253H162ZM228 251H230V258L232 259L230 261V263L225 259V257H226L225 254ZM11 252H13L12 253L13 255L11 254ZM57 252H58V254H57ZM59 252H60V254H59ZM107 252H109L110 254H108ZM33 253H34V255H33ZM83 253H86V254H83ZM102 253L104 254V256H106V255H108V256H106L105 258H103L102 257L103 254ZM146 253H147V255H146ZM42 254L43 255L46 254L47 257H49L48 254L50 256H51V254H53L52 255L53 257L51 256L52 258L49 257V259H47L46 256H43ZM61 255H62V258L63 259L61 258ZM10 256H12V259L13 260L10 259L11 258ZM31 256H32V258H31ZM36 256L37 257L40 256V259H42V260H44V258H42V257H45V260L47 262L46 261L39 260V257H38V260H37ZM81 256L84 257V258H81ZM7 257H9V260H7L8 259ZM100 257H102L103 259H101ZM35 258H36L37 261L35 260ZM31 259H32V262L30 261ZM82 259H84V261ZM10 260H11L12 263L11 262H8L7 263V261H10ZM57 261H58V263H57ZM223 261H225V262L223 263Z\"/></svg>",
    "mask_w": 264,
    "mask_h": 264
},
{
    "label": "bare ground",
    "instance_id": "bare-ground-1",
    "mask_svg": "<svg viewBox=\"0 0 264 264\" xmlns=\"http://www.w3.org/2000/svg\"><path fill=\"white\" fill-rule=\"evenodd\" d=\"M28 1H29V0H28ZM31 1H32V0H31ZM36 1H37V0H36ZM36 1H35V3L37 4V3H38L39 1H41V0H39L38 2H36ZM52 1H54V0H52ZM57 1L60 3V0H57ZM70 1H71V0H70ZM81 1H82V0H81ZM91 1H92V0H91ZM105 1H108V0H105ZM105 1H104V2H105ZM117 1H118V0H117ZM119 1H120V0H119ZM127 1H128V0H127ZM130 1H131V0H129V3H130ZM140 1H141V0H140ZM149 1H150V0H149ZM153 1H154L153 3L158 2L157 0H156V2H155V0H153ZM161 1H162V0H161ZM170 1H172V0H170ZM180 1H181V0H180ZM180 1L177 0L175 4H177V2H180ZM182 1H183V0H182ZM189 1H190V0H189ZM189 1H186V2H189ZM197 1H198V0H197ZM200 1H201V0H200ZM200 1H199V2H200ZM2 2H3V0H2ZM47 2H48V1H47ZM65 2H66V1H65ZM65 2H63V3L61 2V3L64 4ZM67 2H68V0H67ZM74 2H76V1L74 0L73 3H74ZM77 2H78V4H81V3H79V1H77ZM85 2H86V1H85ZM99 2H100V0H99ZM101 2H102V1H101ZM108 2H109V1H108ZM110 2H111V1H110ZM114 2H115V1H114ZM114 2H113V3H114ZM120 2H121V1H120ZM123 2H124V0H123ZM125 2H126V1H125ZM125 2H124L122 5H124ZM133 2H134V1H133ZM135 2H136V1H135ZM137 2H138V1H137ZM142 2H143V1H142ZM151 2H152V1H151ZM164 2H165V1H164ZM174 2H175V1H174ZM174 2H173V3H174ZM184 2H185V0H184ZM191 2H193V1H190V3H191ZM199 2H198V3H199ZM26 3H27V2H26ZM35 3H33V4L35 5ZM48 3H49V2H48ZM105 3H106V2H105ZM105 3H103L104 7H108V6H105ZM111 3H112V2H111ZM111 3H109V7H111V5L113 4V3H112V4H111ZM115 3H116V2H115ZM121 3H122V2H121ZM153 3H152V4H153ZM160 3H161V2H160ZM160 3L158 2V4H160ZM165 3H166V2H165ZM181 3L183 4V2H181ZM181 3H178V4H179V8H182V7H180V6H182V5H180ZM202 3H203V2H202ZM30 4H31V3H30ZM33 4H31V5H33ZM38 4H39V3H38ZM76 4H77V3H76ZM88 4H89V3H88ZM93 4H94V3H93ZM93 4H92V5H93ZM101 4H102V3H101ZM107 4H108V3H107ZM107 4H106V5H107ZM110 4H111V5H110ZM117 4H118V6H119L120 3L117 2L115 5H117ZM132 4H136V3H132ZM132 4H131V6H132ZM146 4H147V2H146ZM148 4H151V3L148 2ZM158 4H156V5H158ZM193 4H194V3H193ZM213 4H216V2H214ZM213 4H212V5H213ZM31 5H30V6H31ZM48 5H50V4H48ZM82 5H83V4H82ZM113 5H114V4H113ZM115 5H114L113 8H110V9L108 8L109 10L112 9L113 13L115 12L114 14L111 13V14L109 15V14H107L108 10H107V12H105L106 10L103 11V12H105L107 15H109V18L112 17V18L114 19V15L116 16V12L118 11V10H117L118 8L116 9L115 7H118V6H115ZM120 5H121V4H120ZM122 5H121V6H122ZM126 5H129L128 2H126ZM139 5H141V4L139 3ZM139 5H137V6H139ZM143 5H144V4H142V6H143ZM153 5H154V4H153ZM163 5H164V4H163ZM170 5H171V4H170ZM172 5H173V4H172ZM172 5H171V8H172ZM183 5H185V4H183ZM35 6H37V5H35ZM35 6H34V8H35ZM40 6H41V5H40ZM40 6H39V7H40ZM46 6H47V5H46ZM60 6H62V5H59L58 7H60ZM71 6H72V5H71ZM131 6H130V5L128 6L130 10H131V8H130ZM142 6H140V7H142ZM154 6H155V5H154ZM168 6H169V5H168ZM185 6H186V5H185ZM185 6H183V8H184ZM196 6H197V5H196ZM196 6H194V7L196 8ZM214 6L217 8L216 5H214ZM21 7H22V6H21ZM39 7H38V8H39ZM82 7H83V6H82ZM86 7H87V6H86ZM86 7H85V8H86ZM89 7H91V6H89ZM101 7H102V5H101ZM104 7L100 8V9H102V10L106 9V8H104ZM126 7H127V6H126ZM133 7H134V6H133ZM143 7H144V6H143ZM155 7H157V6H155ZM159 7H161V4L159 5ZM163 7H164V6H163ZM175 7L177 8L176 5H175ZM212 7H213V6H212ZM43 8H44V7H43ZM47 8H49V7H47ZM50 8H51V7H50ZM68 8H69V7H67L66 10H67ZM72 8H73V7H72ZM85 8H84V9H85ZM103 8H104V9H103ZM123 8H124V7H123ZM123 8H122V9H123ZM134 8H135V7H134ZM134 8H133V9H134ZM150 8H151V7H150ZM164 8H165V7H164ZM171 8H170V10H171ZM176 8H175V10H176ZM183 8H182V10H183ZM216 8H215V9H216ZM36 9H37V8H36ZM45 9H46V8H45ZM45 9H44V10H45ZM53 9H54V8H53ZM56 9H58V8H56ZM70 9H71V8H70ZM82 9H83V8H82ZM89 9H90V8H89ZM98 9H99V8H98ZM98 9H97V10H98ZM114 9L117 10V11H114ZM126 9H127V8H126ZM142 9L144 10V11H143L144 13H142V14H145V9H144V8H142ZM147 9H148V8H147ZM159 9H160V8H159ZM166 9H167V8H166ZM173 9H174V8H173ZM173 9H172V10H173ZM197 9H198V8H196V10H197ZM213 9H214V8H213ZM215 9H214V10H215ZM21 10H22V9H21ZM30 10H31V9H30ZM44 10H43V11H44ZM47 10H48V9H47ZM59 10H62V11H63V9H60V8H59ZM59 10H57V12H56L55 9H54V10H52V12L55 11V13H53V14H54V15L57 14L58 16H60V12H59V14H58V11H59ZM87 10H88V8H87L85 11H87ZM102 10L99 11L98 15L100 14V12H102ZM119 10H121V9L119 8ZM124 10H125V9H124ZM124 10H122V11H124ZM175 10H174V11H175ZM179 10H180V9H179ZM182 10L180 11L181 14L183 13ZM48 11H49V10H48ZM62 11H61V13H62ZM127 11H129V10H127ZM152 11H154V10H152ZM31 12H33V11H31ZM41 12H42V9H41ZM41 12L39 11V15H40ZM44 12H45V11H44ZM46 12H47V11H46ZM52 12H51V13H52ZM68 12H69V11H67V13H68ZM71 12H72V11H71ZM73 12H75V10H74ZM103 12H102V13H103ZM110 12H111V11H110ZM125 12H126V11H125ZM175 12H177V11H175ZM175 12H174V13H175ZM180 12H178V14H179ZM16 13H17V12H16ZM34 13H35V11H34ZM48 13H49V12H48ZM90 13H91V12H90ZM95 13H97V12H95ZM102 13L100 14V17L103 16ZM105 13H104V14H105ZM117 13H119V12H117ZM133 13H134V12H133ZM149 13H150V12H149ZM168 13H170V11H169ZM192 13H193V12H192ZM194 13H195V12H194ZM14 14H15V13H14ZM19 14H20V13H19ZM19 14H18V15H19ZM31 14H32V13H31ZM36 14H37V13H36ZM122 14H123V13H122ZM146 14H148V12H147ZM151 14H152V13H151ZM18 15H17V16H18ZM44 15H45V14H44ZM47 15H49V14H47ZM67 15H68V14H67ZM67 15H65V16H67ZM125 15H127V13H126ZM149 15H150V14H149ZM193 15H194V14H193ZM26 16H27V15H26ZM31 16H33V15H31ZM37 16H38V14H37ZM45 16H46V15H45ZM49 16H50V15H49ZM58 16H57V17H58ZM61 16H63V14H62ZM92 16H93V15H92ZM96 16H97V15H96ZM138 16H139V15H138ZM138 16H137V18H138ZM141 16H142V15H141ZM143 16L146 17V15H143ZM143 16H142V17H143ZM184 16H185V15H184V13H183V16H181V17H184ZM188 16H189V15H188ZM190 16H191V15H190ZM39 17H40V16H39ZM55 17H56V15H55ZM82 17H83V16H82ZM89 17H90V16H89ZM103 17H104V16H103ZM103 17H102V18H103ZM106 17L108 18V16H105V18H106ZM118 17H119V16H117V18H118ZM126 17H127V16H126ZM130 17H131V16H130ZM144 17H143V19H142V20H144L143 22H145L146 19L148 18V17H147L146 19H144ZM167 17H168V16H167ZM167 17H166V18H167ZM169 17H171V16L169 15ZM174 17H175V16H174ZM174 17H172V19H173ZM16 18H17V17H16ZM27 18H28V16H27ZM32 18H33V17H32ZM48 18H49V17H48ZM58 18H60V20H61L62 17H58ZM66 18H67V17H66ZM66 18H65V19H66ZM78 18H79V17H78ZM93 18H94V17H93ZM98 18H99V17H97V19L95 18V22H96V20H98ZM102 18H101V19H102ZM107 18H106V19H107ZM117 18H115V19H117ZM128 18H129V16H128ZM175 18L178 19L177 16H176ZM185 18H186V17H185ZM8 19H9V18H8ZM13 19H15V18H13ZM51 19H52V18H51ZM113 19H110V20H113ZM115 19H114V20H115ZM121 19H122V18H121ZM126 19H127V18H126ZM134 19H135V17H134ZM149 19H150V18H149ZM169 19H170V18H169ZM169 19H167V20L169 21ZM181 19H182V18H181ZM43 20H44V19H43ZM57 20H58V19H57ZM60 20H59V21H60ZM81 20H83V19H81ZM103 20H104V18H103ZM137 20H138V19H137ZM139 20H140V19H139ZM179 20H180V18H179ZM8 21H9V20H8ZM38 21H40V19H39ZM38 21H36V22H37V23H40L41 26H42V23H43V22L41 23V22H38ZM50 21H51V20H50ZM61 21H62V20H61ZM66 21H67V20H66ZM85 21H86V20H85ZM88 21H91V20H88ZM92 21H93V20H92ZM100 21H101V20H99V22H100ZM115 21H117V20H115ZM119 21H120V17H119ZM121 21H122V23H124V20H121ZM129 21H131V20H129ZM150 21H151V20H150ZM150 21H149V22H150ZM160 21H161V20H160ZM175 21H176V20H175ZM180 21H181V20H180ZM6 22H7V21H6ZM11 22H12V21H11ZM14 22H15V21H14ZM34 22H35V21H34ZM34 22L32 21V23H31V21H30L31 24H33ZM44 22H46V21L44 20ZM56 22H57V21H56ZM108 22H109V20H108ZM110 22H111V21H110ZM113 22H114V21H113ZM132 22H133V21H132ZM141 22H142V21H141ZM143 22H142V23H143ZM146 22H148V21H146ZM146 22H145V24H147ZM149 22H148V24H149ZM162 22H163V21H162ZM162 22H161V24H162ZM169 22H170V21H169ZM172 22H174V20H173ZM177 22H178V20H177ZM177 22H176V23H177ZM0 23H1V22H0ZM2 23H5V22H2ZM30 23H29V24H30ZM46 23H47V22H46ZM46 23H45V24H46ZM54 23H55V22H54ZM78 23H79V22H78ZM84 23H85V22H84ZM88 23H89V25H91V24H90L91 22H88ZM88 23H87V24H88ZM126 23H127V22H126V20H125V23H124V24L126 25ZM134 23H135V22H134ZM134 23H133V24H134ZM138 23H139V22H138ZM150 23H151V22H150ZM152 23H153V22H152ZM15 24H16V23H15ZM31 24H30V25H31ZM40 24H37V25L40 26ZM56 24H58V23H56ZM59 24H60V23H59ZM59 24H58V25H59ZM87 24H86V25H87ZM129 24H130V23H129ZM139 24H140V23H139ZM139 24H136V25H139ZM156 24H158V23L155 21V25H156ZM163 24H164V23H163ZM163 24H162V25H163ZM167 24H168V23H167ZM9 25H10V24H9ZM70 25H71V24H70ZM86 25H83V26L85 27ZM89 25H87L88 27L86 26V28H89ZM94 25H95V24H94ZM96 25H97V22H96ZM96 25H95V26H96ZM113 25H114V24H113ZM143 25H144V24H143ZM175 25H176V24H175ZM15 26H16V25H15ZM31 26H32V25H31ZM33 26L35 27V25H33ZM39 26H38V27H39ZM45 26L48 27V25H45ZM45 26H44V24H43V27H44V28H47V27H45ZM51 26H52V25H51ZM67 26H68V25H67ZM72 26H74V25H72ZM77 26H78V25H77ZM77 26H76V28H77V29L80 28V32H81V31L84 32L83 30H81V27H82L81 25H80L81 27H77ZM116 26H117V25H116ZM126 26H127V25H126ZM144 26H145V25H144ZM149 26H151V24H149ZM164 26H165V25H164ZM167 26L169 27L170 24L167 25ZM28 27H29V26H27V28H28ZM61 27H62V26L60 25V28H61ZM70 27H71V26H70ZM84 27H83V28H84ZM92 27H94V26H92ZM117 27H118V26H117ZM121 27H122V26H121ZM124 27H125V26H124ZM128 27H129V26H127V28H128ZM130 27H132V24H131ZM130 27H129V28H130ZM151 27H152V26H151ZM158 27H159V26H158ZM3 28H4V27H3ZM5 28H6V27H5ZM9 28H10V26H9ZM41 28H42V27H41ZM49 28L51 29V27H49ZM76 28H75V29H76ZM83 28H82V29H83ZM86 28H85V29H86ZM99 28H100V26H99ZM101 28H102V27H101ZM112 28H113V31H117V29H118L119 27H118L117 29H116V27H115V29H114V26H113ZM112 28H111V29H112ZM125 28H126V27H125ZM129 28H128V29H129ZM139 28H140V27H139ZM160 28H162V26H161ZM160 28H159V29H160ZM165 28H166V27H165ZM171 28H172V27L170 26V29H171ZM11 29H12V28H11ZM28 29H29V28H28ZM30 29H32V27H31ZM30 29H29V33H31V32H30ZM39 29H40V27H39ZM39 29H38V30H39ZM42 29H43V28H42ZM50 29H49V31L52 32ZM55 29H56V28H55ZM62 29H63V28H62ZM72 29H73V28H71V30H72ZM75 29L73 30V32L76 31ZM108 29H109V28H108ZM123 29H124V28H123ZM123 29H122V30H123ZM141 29H142V27H141ZM170 29H169V32H170ZM4 30H5V29H4ZM25 30H26V29H25ZM33 30H35V28H34ZM38 30H37V28H36L35 31H38ZM53 30H54V28H53ZM71 30H69V31H71ZM86 30H87V29H86ZM88 30H89V29H88ZM96 30H97V28H96ZM122 30L120 31V33L122 32ZM125 30H126V29H124L123 31L126 32ZM130 30H131V29H130ZM135 30H136V28H135ZM163 30H164V31H167L166 29H163ZM163 30L161 29V31H159V32L161 33ZM173 30H174V29H173ZM19 31H21V30H19ZM27 31H28V30H27ZM39 31H41V30H39ZM43 31H44V30H43ZM49 31H48V33H49ZM56 31H57V29H56ZM63 31H64V29H63ZM63 31H62V32H63ZM69 31H68V32H69ZM91 31H92V30H91ZM101 31H102V32L105 31V34L107 33V30H104V31L101 30ZM108 31H109L111 34L113 33V32H111L110 30H108ZM118 31H119V30H118ZM118 31L115 32V33H113V34L116 35V33H119ZM141 31H142V30H141ZM152 31H153V30H152ZM62 32H61V34H60V33H59V34H60V35H63V34L65 35V33L62 34ZM64 32H66V29H65ZM88 32H89V31H88ZM94 32H95V31H94ZM129 32H130V31H129ZM142 32H144V31H142ZM142 32H141V33H142ZM146 32H147V31H146ZM159 32H158V33H159ZM172 32H174V31H172ZM0 33H1V32H0ZM2 33H3V32H2ZM5 33H6V32H5ZM38 33L41 34L42 31H41V32H38ZM44 33H45V32H44ZM56 33H58V32H56ZM66 33H67V32H66ZM74 33H75V32H74ZM76 33H78V31H77ZM84 33H85V32H84ZM89 33H90V32H89ZM110 33H109V34H110ZM131 33H132V32H131ZM149 33H150V32H149ZM149 33H148V34H149ZM174 33H176V31H175ZM10 34H12V33H10ZM19 34H20V33H19ZM24 34H25V33H24ZM31 34H32V33H31ZM31 34H29V35H31ZM45 34H46V33H45ZM52 34H54V31H53L49 36H51ZM68 34H69V33H68ZM68 34H66L65 36H67ZM121 34H122V33H121ZM121 34H120V36H121ZM126 34H127V32H126ZM134 34H136V33H134ZM142 34H143V33H142ZM145 34H146V33H145ZM150 34H151V33H150ZM163 34H165V33H163ZM163 34H161V35H162L161 37L165 38V37L163 36ZM169 34H170V35H173V33H169ZM2 35H3V34H2ZM12 35H13V34H12ZM12 35H11V36H12ZM41 35H42V34H41ZM97 35H98V33H97ZM115 35H114L113 37H115ZM124 35H125V34H123L122 38H125ZM137 35H138V34H137ZM156 35H158V34H156ZM11 36H10V37H11ZM15 36H17V35H15ZM20 36H21V35H20ZM24 36H25V35H24ZM49 36H48V38H49ZM53 36H54V35H53ZM65 36H63V37L65 38ZM72 36H73V35H72ZM77 36H78V35H77ZM84 36H85V35H84ZM84 36H83V37H84ZM87 36H88V35H87ZM102 36H103V33L101 34V37H102ZM106 36H107V34H106ZM106 36H103V38L106 37ZM130 36H132V34H131ZM150 36H151V35H150ZM158 36H160V34H159ZM158 36H157V37H158ZM165 36H166V34H165ZM167 36L169 37V35H167ZM2 37H3V36H2ZM2 37H1V38H2ZM4 37H5V36H4ZM4 37H3V38H4ZM27 37H28V36H27ZM27 37H26V38H27ZM32 37H33V36H31V38H32ZM37 37H38V34H37ZM37 37H36V38H37ZM59 37L61 38V36H59ZM63 37H62V39L65 40ZM67 37H68V36H67ZM69 37H70V35H69ZM69 37H68V39L71 38V37H70V38H69ZM95 37H96V36H95ZM98 37L100 38V35H98ZM98 37H97L95 40H99ZM108 37H109V35H108ZM110 37H111V36H110ZM110 37H109V38H110ZM144 37H145V36H144ZM154 37H155V36H154ZM171 37H172V36H171ZM23 38H25V37H23ZM38 38H39V37H38ZM42 38L45 39L43 36H42ZM48 38H47V39H48ZM60 38H59V39H60ZM111 38H112V37H111ZM118 38L121 39V37H118ZM129 38H130V37H129ZM138 38H139V37H138ZM138 38H137V39H138ZM152 38H153V37H152ZM5 39H6V38H4V40H5ZM10 39H11V38H10ZM15 39H17V38H15ZM19 39H20V40H23V39H21V38H18V40H19ZM29 39H30V38H29ZM39 39H40V38H39ZM47 39H46L45 43L47 42ZM50 39H51V37H50ZM50 39H48V41H50ZM53 39H54V37H53ZM57 39H58V38H57ZM57 39H56V37H55V40H53V41L56 43ZM62 39H61V40H62ZM79 39H80V37H79ZM82 39H83V38H82ZM112 39H113V38H112ZM115 39H116V38H115ZM120 39H118V40H120ZM134 39H136V35L134 36ZM32 40H33V38H32ZM41 40H42V39H41ZM63 40H62V41H63ZM80 40H81V39H80ZM108 40H109V39H108ZM108 40H107V41H108ZM154 40H155V39H154ZM156 40H159V37H158V39H156ZM162 40H164V39H162ZM167 40H168V43L171 42V41H169L170 38L167 39ZM25 41H26V40H24V42H25ZM30 41H31V40H30ZM30 41H28V42H30ZM33 41H35V40H33ZM39 41H40V40H39ZM62 41H58V43H59V42H62ZM66 41H67V40H65V42H66ZM100 41H101V40H100ZM132 41H133V39H132ZM132 41H131V42H132ZM140 41H141V40H140ZM148 41H149V39H148ZM148 41H147V42H148ZM164 41H166V39H165ZM164 41H163V42H164ZM0 42H1V41H0ZM7 42H8V41H7ZM17 42H18V41H17ZM19 42H20V41H19ZM19 42H18V43H19ZM24 42H22V43H20V44H24ZM36 42H38V41H36ZM36 42H35V43H36ZM50 42L53 43L52 41H50ZM69 42H70V41H69ZM72 42H73V41H72ZM95 42H96V41H95ZM98 42H99V41H98ZM101 42H103V41H101ZM101 42H99V43H101ZM108 42H109L110 45L108 44ZM108 42L106 43V44L109 45L108 48H110V47L113 46V45L117 46V44H118L119 47H120V44H119L120 42H119V41H117V44H115L116 41H115V42L113 41V42H114L113 45H111V44L113 43L112 41H108ZM121 42H122V41H121ZM137 42H138V41H137ZM137 42H135V43H137ZM150 42H151V41H150ZM160 42H161V41H160ZM12 43H13V42H12ZM43 43H44V41H43ZM45 43H44V45H45ZM55 43H54V44H55ZM75 43H76V42H75ZM85 43H86V41H85ZM135 43H134V45H136ZM139 43H140V42H139ZM139 43H138V44H139ZM158 43H159V42H158ZM168 43H165V44L168 46V45H169ZM7 44H8V43H7ZM29 44H30V43H29ZM31 44H33V43H31ZM48 44H49V42H48ZM66 44H67V46L69 45V47H68L69 49L72 48V47L70 46V44H68V42H67ZM80 44L82 45V43H80ZM91 44H92V43H91ZM96 44H98V43L96 42ZM104 44H105V43H104ZM104 44H103V45H104ZM131 44H132V43H131ZM131 44H130V45H131ZM170 44H172V43H170ZM8 45H9V44H8ZM24 45H25V44H24ZM27 45H28V43H27ZM41 45H42V44H41ZM44 45H43V47H44ZM51 45H52V44H51ZM55 45H56V44H55ZM55 45H54V46H55ZM62 45H64L63 42H62L61 45H60V44L57 45V47L59 48V47H61ZM72 45H74V44H72ZM78 45H79V44H78ZM81 45H80V47H81ZM121 45H122V44H121ZM156 45H157V44H156ZM159 45H160V44H159ZM161 45H163V43H161ZM14 46H15V45H14ZM18 46H19V44H18ZM20 46H21V45H20ZM22 46H23V45H22ZM29 46H30V45H29ZM31 46H32V45H31ZM33 46H35V45H33ZM36 46H37V45H36ZM54 46L52 45L53 48H54ZM64 46H66V45H64ZM64 46H63V47H64ZM83 46H84V44H83ZM83 46H82L81 48H83ZM86 46H87V45H85V49L88 48V47H86ZM91 46L94 47L93 44H92ZM106 46H107V45H106ZM136 46H137V45H136ZM154 46H155V45H154ZM170 46H171V45H170ZM170 46H169V50H165L167 53H168V51H170L169 53H171V52H172L171 50H173V48L171 49ZM172 46H173V45H172ZM172 46H171V47H172ZM6 47H7V46H6ZM12 47H13V46H12ZM15 47H16V46H15ZM23 47H24V46H23ZM25 47H26V46H25ZM47 47H48V45H47ZM63 47H62V48H63ZM77 47H78V46H77ZM80 47H79V48H80ZM93 47H92V48H93ZM98 47H99V48L101 47L102 50H105V49H106V47H105V49H103L102 46H101V44H99L97 47L95 46V48H98ZM103 47H104V46H103ZM160 47H161V46H160ZM160 47H158V49H159ZM0 48H1V47H0ZM2 48H3V47H2ZM16 48H17V47H16ZM28 48H29V47H28ZM32 48H34V47H32ZM45 48H46V46H45ZM49 48H51V47H49ZM53 48H52V51H53V53L56 54V52H55L56 50H54V49H56V47H55L54 49H53ZM62 48H59V49H61V51H62ZM65 48H66V47H65ZM65 48H64V49H65ZM113 48H114V46H113ZM115 48H117V47H115ZM115 48H114V49H115ZM132 48H133V47H132ZM135 48L137 49L138 46L135 47ZM135 48H134V49H135ZM161 48H162V47H161ZM166 48H167V47H165V49H166ZM7 49H8V47H7ZM9 49H10V47H9ZM9 49H8V50H9ZM13 49H15V48H13ZM23 49H24V48H23ZM30 49H31V47L29 48L28 51H30ZM64 49H63V50H64ZM69 49H68V50H69ZM72 49H73V48H72ZM72 49H71V50H72ZM74 49H77V48H74ZM74 49H73V50H74ZM93 49H94V48H93ZM117 49H120V48H117ZM117 49H115V50H113V49L110 50V49H109V50H110L111 52H112V51H115V52H116ZM134 49H133V52H136V51H134ZM144 49H145V48H144ZM152 49H153V48H152ZM155 49H157V48H155ZM163 49H164V46H163ZM163 49H161V50H163ZM1 50H2V49H1ZM21 50H22V49H21ZM24 50H25V49H24ZM26 50H27V49H26ZM49 50H50V49H49ZM65 50H66V49H65ZM73 50H72V54H73ZM77 50L79 51V49H77ZM80 50H81V49H80ZM87 50H90V49H87ZM99 50H100V49H99ZM106 50H107V49H106ZM109 50H108V51H109ZM138 50H139V48L137 49V51H138ZM141 50H142V48H141ZM35 51H36V50H35ZM35 51H34L33 54H36V55H37V51H39V50L37 49L36 53H35ZM61 51H58L59 53H57V54H59V55H60L61 53L63 54V52H61ZM66 51H67V50H66ZM66 51H65V52H66ZM82 51H85V52H86V50H82ZM90 51H91V50H90ZM93 51H94V50H93ZM108 51H107V52H108ZM110 51H109L108 53H110ZM121 51H123V50H121ZM148 51H149V50H148ZM157 51H158V50H157ZM11 52H12V51H11ZM15 52H16V51H15ZM21 52H22V51H21ZM30 52H31V51H30ZM39 52H40V51H39ZM60 52H61V53H60ZM65 52H64V54H66ZM74 52H75V50H74ZM99 52H100V51H99ZM105 52H106V51H105ZM107 52H106V53H107ZM117 52H118V50H117ZM117 52H116V53H117ZM131 52H132V51H131ZM138 52H140V51H138ZM138 52H136V55L139 54ZM154 52H155V51H154ZM158 52H160V51H158ZM162 52H163V51H162ZM67 53H69V51H68ZM76 53H77V52H76ZM89 53H90V52L88 51V54H89ZM95 53H96V52H95ZM112 53H113V52H112ZM116 53H115V54H116ZM119 53H120V51H119ZM137 53H138V54H137ZM164 53H165V52H164ZM20 54H21V53H20ZM22 54H24V53L22 52ZM27 54H28V53H27ZM49 54H50V53H49ZM57 54H56V55H57ZM69 54H70V53H69ZM80 54L83 55L84 53L82 52V53H80ZM80 54H78L79 58H76L74 54H73V56H74L75 59L78 60V59H80ZM85 54H87V52H86ZM88 54H87V55H88ZM133 54L135 55V53H133ZM145 54H147V53H145ZM152 54H153V53H152ZM155 54H156V53H155ZM160 54H161V53H160ZM160 54H159V56H160ZM162 54H163V53H162ZM31 55H32V54H31ZM101 55H102V54H101ZM108 55H110V56H114V55H112V54H108ZM118 55H119V54H117V57H118ZM130 55H131V54H130ZM140 55H141V53H140ZM143 55H144V54H143ZM164 55H165V54H164ZM169 55H170V54H168V56L165 55V56H167V57H165V58H169ZM28 56H29V55H28ZM62 56H66V55H62ZM62 56L60 55V56H58V57H59V58H60V57H61V58H64V57H62ZM67 56H68V55H67ZM73 56H72L71 58H73ZM93 56H94V55H93ZM110 56H109V60H110ZM115 56H116V55H115ZM121 56H122V55H121ZM141 56H142V55H141ZM144 56H145V55H144ZM146 56H147V55H146ZM170 56H171V55H170ZM22 57H23V56H22ZM24 57H25V56H24ZM53 57H54V56H53ZM69 57H70V56H69ZM82 57H83V56H82ZM96 57H97V56H96ZM98 57L101 58L100 56H98ZM137 57H139V56H137ZM157 57H158V56H157ZM161 57H162V58H160V59H163V55H162ZM2 58H3V57H2ZM34 58H36V57H34ZM61 58H60V60H61ZM65 58H66V57H65ZM74 58H73V59H74ZM106 58H107V56L105 55V59H106ZM115 58H116V57H115ZM150 58H151V57H150ZM165 58H164V59H165ZM13 59H14V58H13ZM73 59H71V60L73 61V62H72V61L70 60V58H69V60L71 61L69 65H75L74 63H75L77 60L75 61V59H74V60H73ZM81 59H82V58H81ZM81 59H80V62L83 63V62L85 61V59L82 60V61H81ZM91 59H92V58H91ZM119 59H120V58H119ZM134 59H135V58H134ZM139 59H140V58H139ZM145 59H146V58H145ZM156 59H157V58H155V60H156ZM158 59H159V58H158ZM160 59H159V61H157V60H156V61L160 63ZM0 60H1V59H0ZM3 60H4V59H3ZM3 60H2V61H3ZM23 60H24V59H23ZM64 60H65V59H64ZM64 60H63V61H64ZM66 60H68V59H66ZM88 60H89V59L86 58V61H88ZM100 60H101V59H100ZM107 60H108V59H107ZM107 60H105V61L107 62ZM109 60H108V61H109ZM111 60H112V58H111ZM117 60H118V59H117ZM146 60H147V59H146ZM167 60H168V59H167ZM167 60L165 59V61H167ZM8 61H9V60H8ZM16 61H17V60H16ZM16 61H15V62H16ZM18 61H19V60H18ZM30 61H31V59H30ZM30 61H29V63H30ZM32 61H33V60H32ZM34 61H35V60H34ZM61 61H62V60H61ZM89 61H90V60H89ZM92 61H93V60H92ZM94 61H95V59H94ZM96 61H97V60H96ZM103 61H104V59H103ZM105 61H104V63L106 64ZM113 61H115V60H113ZM134 61H135V63H136L137 60H134ZM139 61H140V60H139ZM142 61H143V62H142ZM10 62H11V61H10ZM35 62H37V60H36ZM50 62H52V61H50ZM55 62H56V61H55ZM110 62H111V61H110ZM129 62H130V60H129ZM140 62H141V63H140ZM140 62H137V63H136L137 66H138L139 63H140V64H142V63L144 64V62L149 63L148 61H144V59L141 60ZM151 62H152V61H151ZM153 62H154V61H153ZM161 62H163V61H161ZM17 63H18V62H17ZM37 63H38V62H37ZM59 63H60V62H59ZM59 63H58V64H59ZM62 63H63V62H62ZM68 63H69V62H68ZM68 63H66L67 66H68ZM71 63H73V64H71ZM81 63L79 64V68H78L77 65H75V66H77L78 69L75 68L74 66H73V67H74L73 70H72V68H71V70H69L68 68H67V69L65 68V69H66V71H67V70L70 71L69 73L72 75L73 72L71 73V71L76 70L75 72H77L78 70H80V68H81V67H80ZM92 63H94V62H92ZM98 63H99V62H98ZM104 63H103V64H104ZM118 63H119V61H118ZM130 63H131V62H130ZM130 63H127V64L130 65ZM132 63H134V62H132ZM146 63H145V64H146ZM165 63H166V62H165ZM4 64H6V63H4ZM8 64H9V63H8ZM31 64L33 65L34 63L31 62L30 64H28V62H27V65L32 66ZM55 64H56V63H55ZM76 64H77V62H76ZM95 64H96L97 66H99L96 62H95ZM99 64H100V63H99ZM119 64H120V63H119ZM119 64H118V65H119ZM121 64H122V63H121ZM155 64H156V63H154V65H153V64L151 63V64H149V65H153V67H154ZM0 65H1V63H0ZM2 65H3V64H2ZM2 65H1V67H2ZM25 65H26V64H25ZM36 65H38V64H36ZM36 65H34V67H35ZM50 65H51V64H50ZM59 65H62V64H59ZM107 65H109V64H107ZM112 65H114V63H113ZM149 65H147V66L149 67ZM157 65H159V64H157ZM164 65H165V67H166V64H164V63H163V65H161V67H162V66L164 67ZM5 66H6V65H5ZM62 66H63V65H62ZM64 66H65V64H64ZM81 66L83 67V65H81ZM85 66H86V65H85ZM85 66H84V67H85ZM101 66H103V65H101ZM109 66H110V65H109ZM125 66H126V65H125ZM1 67H0V68H1ZM6 67H7V66H6ZM24 67L27 68V66H24ZM47 67H48V66H47ZM51 67H52V65H51ZM54 67H55V65H54ZM68 67H69V66H68ZM86 67H87V66H86ZM88 67H89V66H88ZM91 67H92V68L95 67V68L97 69V67L94 66V65H93V66L91 65ZM112 67H113V66H112ZM148 67H147V68H148ZM151 67H152V66H151ZM151 67H150V68H151ZM161 67H160L159 69H157V68H156V69H157V70H161ZM163 67H162V68H163ZM21 68H23V67H21ZM29 68H30V67H29ZM31 68H32V67H31ZM39 68H40V67H39ZM52 68H53V67H52ZM52 68H49V69H52ZM55 68L61 70V71H59V72H62V70L64 69V67H62L63 69H61L60 67L58 68L57 66H56ZM92 68H91V69L88 68L89 70L86 69V68H81V70H82L81 73L83 72V69H84V70L86 69L85 71L88 70L89 72H94V71H91V70H93V69H95V68H93V69H92ZM105 68H106V67H104V69H105ZM108 68H109V67H108ZM108 68H107V69H108ZM120 68H121V67H120ZM136 68H137V67H136ZM136 68H135V69H136ZM150 68H149V69H150ZM2 69H3V68H2ZM10 69H11V68H10ZM13 69H14V68H13ZM36 69H38V66H37ZM36 69H35V71H36ZM53 69H54V68H53ZM65 69H64V71H65ZM98 69H100V66H99ZM153 69H154V68H153ZM156 69L153 70V71H151V70H152V69H151V70H150L151 72H150V71H149V72H150V73H152V72H154V71L156 72V71H157ZM166 69H167V68H166ZM166 69L163 68V69H162L163 72H164V70H166ZM23 70H24V69H23ZM43 70H44V69H43ZM54 70H56V69H54ZM105 70H106V69H105ZM131 70H132V69H131ZM136 70H137V69H136ZM162 70H161V71H162ZM0 71H1V70H0ZM17 71H18V70H17ZM26 71L29 72L30 69H29V70H26ZM35 71H34V72H35ZM39 71H40V70H39ZM66 71H65V72H66ZM118 71H119V70H118ZM123 71H126V69L123 70ZM161 71H160V73H161ZM203 71H204V70H203ZM203 71H202V72H203ZM10 72H11V70H10ZM19 72H20V71H19ZM19 72H18V73H19ZM23 72H24V71H23ZM49 72H51V71L49 70ZM52 72H54V71H52ZM59 72H58V71L55 72V75H56L57 73H59ZM65 72H64V73H65ZM95 72L97 73V71H95ZM95 72L92 73V74H95ZM111 72H112V71H111ZM113 72H114V71H113ZM120 72H121V71H120ZM132 72H133V71H132ZM155 72H154V74H157V73H155ZM163 72H162V77H164V76H163ZM7 73H8V72H7ZM11 73H12V72H11ZM25 73H26V72H25ZM67 73H68V72H67ZM78 73H79V72H78ZM99 73L101 74V72H98V74H99ZM107 73H108V72H107ZM109 73H110V72H109ZM12 74H13V73H12ZM12 74H11V75H12ZM31 74H32V73H31ZM65 74H66V73H65ZM65 74H63V72H62V75H65ZM70 74H66V75H70ZM82 74H83V73H82ZM100 74H99V75H100ZM110 74H111V73H110ZM113 74H115V73H113ZM116 74H117V73H116ZM131 74H132V73H131ZM164 74H165V73H164ZM6 75H8V74H6ZM27 75H28V74H27ZM43 75H44V74H43ZM46 75H47V74H46ZM48 75H49V74H48ZM71 75L69 76V78H71ZM90 75H91V73H90ZM90 75H89V76H90ZM95 75L97 76V74H95ZM101 75H102V74H101ZM104 75H105V74H104ZM107 75H108V74H107ZM111 75H112V74H111ZM121 75H122V74H121ZM149 75H151V74H149ZM158 75H160V74H158ZM19 76H20V75H19ZM35 76H36V74H35ZM51 76H52V75H51ZM59 76H60V74L57 75L58 78H59ZM74 76H75V75H74ZM151 76H152V75H151ZM2 77H3V76H2ZM8 77H9V76H8ZM14 77H15V75H14ZM38 77H39V76H38ZM44 77H45V76H44ZM64 77H65V76H64ZM86 77H88V73H87V76H86ZM92 77H94V75H93ZM108 77H109V76H108ZM122 77H123V76H122ZM131 77H132V76H131ZM157 77L159 78L160 76H157ZM9 78H10V77H9ZM29 78H30V77H29ZM33 78H34V77H33ZM39 78H40V77H39ZM45 78H46V77H45ZM48 78H50V77H48ZM58 78H57V79H58ZM67 78H68V77H67ZM96 78H97V79H100L101 76H100V78H99V76L96 77ZM102 78H103V77H102ZM125 78H126V77H125ZM133 78H134V76L132 77V79H131V78H130V79L133 81ZM145 78H146V77H145ZM150 78H151V77H150ZM21 79H22V78H21ZM57 79H56V81H57ZM71 79H72V78H71ZM105 79H106V76H105ZM119 79H120V78H119ZM130 79H128V80L130 81ZM151 79H152V78H151ZM153 79H154V75H153ZM153 79H152V81L156 82L155 79H154V80H153ZM0 80H1V79H0ZM31 80H32V79H31ZM47 80H48V79H47ZM63 80H64V79H63ZM73 80H75V79H73ZM73 80H72V81H73ZM79 80H80V79H79ZM86 80H87V79H86ZM108 80H109V79H108ZM134 80H135V78H134ZM156 80H158L157 82H159V80L162 81L161 79H157V78H156ZM196 80H197V79H196ZM25 81H26V80H25ZM25 81H24V82H25ZM41 81H42V80H41ZM44 81H45V80H44ZM44 81H43V82H44ZM56 81H55V82H56ZM76 81H77V80H76ZM92 81H93V80H92ZM110 81H111V80H110ZM121 81H122V80H121ZM136 81H137V80H136ZM148 81H149V79H148ZM163 81H164V80H163ZM194 81H195V80H194ZM198 81H199V80H198ZM198 81H197V82H198ZM6 82H8V81H6ZM9 82H10V81H9ZM37 82H38V81H37ZM37 82H36V83H37ZM43 82H41V83H43ZM55 82H54V83H55ZM58 82H59V81H58ZM73 82H75V81H73ZM86 82L88 83V80L85 81V84H84V85H88V84H86ZM94 82H95V81H94ZM108 82H109V81H107V83H108ZM154 82H153V84L155 85ZM157 82H156V83H157ZM197 82H195V83H197ZM19 83H20V82H19ZM114 83H115V82H114ZM116 83H117V82H116ZM124 83H126V82H123L122 84H124ZM139 83H140V82H139ZM161 83H162V82H160V85H162ZM199 83H200V81H199ZM199 83H198V85H199ZM31 84H32V83H31ZM33 84H34V83H33ZM61 84H62V83H61ZM61 84H59L60 87H61ZM80 84H81V83H80ZM82 84H83V83H82ZM89 84H91V83L89 82ZM99 84H100V83H99ZM140 84H141V83H140ZM158 84H159V83H157L156 85H158ZM11 85H12V84H11ZM11 85H10V86H11ZM19 85H20V87H19ZM44 85H45V84H44ZM52 85H53V83H52ZM56 85L58 86L57 83H56ZM63 85H64V83H63ZM92 85H93V83H92ZM102 85H103V84H102ZM102 85H101V86H102ZM107 85H108V84H107ZM114 85H115V84H114ZM118 85H119V84H118ZM130 85H131V84H130ZM130 85H129V87H130ZM154 85H153V86H154ZM194 85H195V84H194ZM196 85H197V84H196ZM3 86H4V85H3ZM29 86H31V85H29ZM40 86H42V85H40ZM47 86H48V85H47ZM50 86H51V85H50ZM57 86L54 87V88H57V89H58L57 92H58V91H59V88H58ZM64 86H65V85H64ZM72 86H73V85H72ZM82 86H83V85H82ZM101 86H100V87H101ZM111 86H112V85H111ZM127 86H128V85H127ZM133 86H134V85H133ZM133 86H131V87L133 88ZM136 86H138V85H136ZM158 86H159V85H158ZM200 86H201V84H200ZM4 87H5V86H4ZM6 87H7V85H6ZM14 87H16V86H14ZM38 87H39V86H38ZM48 87H49V86H48ZM76 87H77V86H76ZM79 87H80V86H79ZM86 87H87V86H86ZM90 87H91V86H90ZM95 87H96V86H95ZM95 87H94V88H95ZM98 87H99V86H98ZM108 87H109V86H108ZM114 87H115V86H114ZM117 87H118V86H117ZM121 87H122V89H124L123 86H121ZM121 87H120V88H121ZM124 87H126V86L124 85ZM140 87H142V86H140ZM154 87H156V86H154ZM154 87H151V89H153ZM162 87H164V86H162ZM166 87H167V86H166ZM198 87H199V86H198ZM201 87H202V90L205 92V90L203 89L204 86H201ZM18 88H21L20 102H18L19 97H18V99H17V97H16L17 100H15V101H17L18 103L16 102L15 104H13V105L19 104V106L17 105V106H18V109H21V112L19 111L20 113H18L17 115H20L22 112L24 113L25 111H26L25 113H29V106H30V104H33V103H32L33 101H32V102H28V101L31 100L30 98H32V96H34V95H33L34 93H33L31 96H28V95H27V94H28L29 92H31V91H29V90L27 89V85H26V83H25V84H21V83L18 84ZM33 88H34V87H33ZM41 88H42V87H41ZM46 88H47V87H46ZM51 88L53 89V87H51ZM68 88H69V87H68ZM92 88H93V87H92ZM101 88H102V87H101ZM101 88H100V90H101ZM103 88H104V87H103ZM156 88H157V87H156ZM159 88H161V86H159ZM194 88H195V86H194ZM196 88H197V87H196ZM4 89H5V88H4ZM8 89H9V88H8ZM43 89L45 90V91H43V93L47 91L45 88H43ZM43 89H42V90H43ZM49 89H50V88H49ZM63 89H66V88H65V87H62V89H60V91L63 90ZM71 89H72V88H71ZM76 89H78V88H74V89H72V90H76ZM85 89H86V88H85ZM87 89H88V88H87ZM98 89H99V88H98ZM98 89H97V91H98ZM109 89H110V88H109ZM109 89H108V90H109ZM122 89H121V90H122ZM127 89H128V88H126V90H127ZM138 89H139V88H138ZM141 89H142V88H141ZM0 90H1V88H0ZM11 90H13V89H11ZM17 90H18V89H17ZM27 90H28V91H27ZM32 90H33V89H32ZM53 90H54V89H53ZM69 90H70V89H69ZM72 90H71V91H72ZM79 90H80V89H79ZM79 90H76V91H79ZM83 90H84V89H83ZM114 90H115V89H114ZM119 90H120V89H119ZM121 90H120V91H121ZM128 90H129V89H128ZM131 90H132V89H131ZM156 90H158V88H157ZM156 90H155V91H156ZM197 90H198V89H197ZM19 91H20V90H19ZM19 91H18V92H19ZM36 91H37V90H36ZM55 91H56V89H55ZM55 91H54V92H53V91H51V92L48 91V92H50V94H52V95H51L52 98H53V96L55 95ZM65 91H68V89L65 90ZM76 91H75V93H76ZM84 91H85V90H84ZM84 91H83V92H84ZM86 91H87V90H86ZM104 91H105V89H104ZM115 91H116V90H115ZM148 91H149V90H148ZM153 91H154V90H153ZM159 91H160V90H159ZM188 91H189V90H188ZM195 91H196V90H195ZM198 91H199V90H198ZM7 92H8V91H7ZM18 92H16V93L18 94ZM48 92H46L47 95H49ZM52 92H53V93H52ZM72 92H73V91H72ZM79 92H80V91H79ZM95 92H96V91H95ZM111 92H112V91H111ZM123 92H125V91H123ZM140 92H141V91H140ZM157 92H158V91H157ZM161 92H163V91H161ZM161 92H158V93H161ZM181 92H182V94H184L183 91H181ZM200 92H202V91H201V88H200ZM204 92H203V93H204ZM12 93H13V92H12ZM43 93H42V94H43ZM46 93H44V94L46 95ZM58 93H59V92H58ZM58 93H56V95H57ZM63 93H64V92H63ZM63 93H62V91H61L60 94L63 95ZM65 93H66V92H65ZM68 93H69V92H67L66 94H68ZM91 93H92V92H91ZM104 93H105V92H104ZM119 93H120V92H119ZM126 93H128V92H126ZM126 93H125V94H126ZM129 93H130V90H129ZM185 93H186V91H185ZM196 93H197V94H196ZM196 93H195V95H198L199 100H197V99L194 100V101L192 102V104L189 105V106L187 105V104H188V100H186V101H187V102H185L186 105H187L186 108L189 107L188 109H189L191 112L194 111V109L196 108V109H197V112H198L199 114H203V113H206V114H207V117H206V118L208 119V122L210 123V125H206V126H207V131H206V130H205L206 132L204 131L205 134L207 133V135L210 136V137L207 136V140H209V138H211L212 135L215 136L214 134H216V135H218V136H223V135H224V131H225V129H226V125H225L226 120H230V119H229V116H228L227 113H226V109H228V106L231 104V101L228 100V99L230 98L229 95H228V98H227V99H223L220 103H218V104H217V107H216V106H213L211 103H210V104H211L212 106L209 105V102L206 103V102L203 101V103H202L201 100H203V98H204L203 95H204V94H203V93H199V92H196ZM198 93H199V94H203L202 97L199 96ZM206 93L208 94L207 91H206ZM227 93H230V91L228 90ZM17 94H16V95H17ZM42 94H41V95H42ZM60 94H59V95H60ZM66 94L63 95L64 98H65V97H68L69 95L72 96V98H70V96L68 97V98H70V99H69V102H72V99H74V98L76 97V96H75V97L73 98L74 95H72L71 93H70L68 96H67ZM73 94H74V92H73ZM89 94H90V93H89ZM95 94H96V93H95ZM123 94H124V93H123ZM136 94H137V93H136ZM139 94H140V93H139ZM141 94H142V93H141ZM166 94H167V93H166ZM18 95H20V92H19ZM47 95H46V96H47ZM56 95H55V97H56ZM59 95H58V97H59ZM62 95H61V96H62ZM65 95H66V96H65ZM82 95H83V93H82ZM90 95H91V94H90ZM142 95H143V94H142ZM180 95H181V93H180ZM205 95H206V94H205ZM230 95H232V94H230ZM4 96H5V95H4ZM9 96H10V95H9ZM61 96H60L59 98H60V99L62 100V102H63V99H64V98H61ZM99 96H101V95H99ZM108 96H109V95H108ZM113 96H114V95H113ZM116 96H118V95H116ZM116 96H115V97H116ZM119 96H120V95H119ZM119 96H118V97H119ZM121 96H122V95H121ZM123 96L125 97L126 95H123ZM128 96H129V95H128ZM138 96H140V95H138ZM159 96H160V95H159ZM40 97H42V96H40ZM44 97H45V96H43L41 99H43ZM55 97H54V98H55ZM58 97H57V98H58ZM77 97H81V96L78 95ZM82 97H83V96H82ZM96 97H97V96H96ZM96 97H95V99H96ZM115 97H114V99H115ZM118 97H117V98H118ZM124 97H119L118 99H117V98H116V99L119 100V101H121L120 98H124ZM130 97H131V96H130ZM157 97H158V96H157ZM161 97H162V99H164L163 96H161ZM196 97H197V96H196ZM198 97H197V98H198ZM206 97H208V95H207ZM28 98H29V100H28ZM48 98H51L50 95H49V97H47V99H48ZM54 98H53V100L55 101L56 98H55V99H54ZM89 98H90V97H89ZM89 98H88V99H89ZM91 98H92V97H91ZM93 98H94V97H93ZM99 98H100V97H99ZM107 98H108V97H107ZM138 98H139V97H138ZM154 98H155V97H154ZM192 98H194V97L192 96ZM192 98L189 97V99H192ZM8 99H9V98H8ZM44 99H45V98H44ZM47 99H45L46 102H47V101L49 102V100H47ZM65 99H66V98H65ZM78 99L80 100L81 98H78ZM95 99H92V100L95 101ZM104 99H105V98H104ZM109 99H110V98H109ZM140 99H141V98H140ZM158 99L160 100V98H158ZM4 100H5V99H4ZM10 100H11V99H10ZM32 100H34V99H32ZM45 100H44L43 102H45ZM61 100H58V101H57V99H56V101H57V102H55L56 105H58L57 103H58L59 101H61ZM74 100H75V99H74ZM74 100H73V102H72L71 104L74 103ZM79 100H78V101H79ZM90 100H91V99H90ZM105 100H106V99H105ZM117 100H116V102H117ZM137 100H138V99H137ZM159 100H158V101H159ZM40 101H41V100H38L39 103H40ZM51 101H52V100L50 99V102H51ZM65 101L68 102V100H65ZM65 101H64V102H65ZM87 101H88V100H87ZM96 101H97V100H96ZM96 101H95V103H96ZM101 101H103V100H101ZM109 101H110V100H109ZM119 101H118V102H119ZM154 101H156V100H154ZM158 101H157V103L159 104L158 107L161 106V105H163V104L160 105V103H159L160 101L162 102V100H160L159 102H158ZM183 101H184V100H183ZM206 101H208V100H206ZM27 102H28V107H26V106H27V105H26ZM41 102H42V101H41ZM50 102H49V103H50ZM66 102H65V103H66ZM75 102L77 103V99H76ZM89 102H90V101H89ZM91 102H93V101H91ZM99 102H100V101H99ZM105 102H107V101H105ZM112 102H113V101H112ZM112 102H111V101L109 102L110 106H112L113 104H116V102L113 103V104H112ZM128 102H129V101H128ZM138 102H139V101H138ZM141 102H142V101H141ZM178 102H179V101L176 102V100H175V104H174V102H173V104H171V105H172V106H171L172 109H171V108H170V109L174 112V113L172 112L173 114H175L176 116H178L179 118H181V116L183 117V112H184V110L182 111V109H183L184 107H183V108H180L181 106H180V107L178 106V105H179ZM198 102H199V104H200L199 106H198V104H197ZM29 103H30V104H29ZM34 103H35V105H37L36 102H34ZM53 103H54V102H53ZM59 103H60V102H59ZM78 103L80 104V102H78ZM82 103H83V102H82ZM136 103H137V102H136ZM162 103H164V100H163ZM180 103H181V101H180ZM183 103H184V102H183ZM189 103H190V102H189ZM195 103H196V105H195ZM212 103L214 104L215 102H212ZM42 104H43V103H42ZM61 104L63 105V103H61ZM69 104H70V103H69ZM89 104H90V103H89ZM92 104H93V103H92ZM99 104H101V103H99ZM111 104H112V105H111ZM139 104H140V102H139ZM155 104H156V103H155ZM13 105H12V106H13ZM40 105H41V103H40ZM43 105H44V104H43ZM43 105H42V106H43ZM47 105H51V103H50V104H47ZM56 105H55V107H56ZM66 105L68 106V104H66ZM102 105H103V104H101V106H102ZM142 105H144V104H142ZM146 105H147V104H146ZM181 105L183 106L184 104H181ZM0 106H1V105H0ZM33 106H34V105H32V106H30V107H33ZM42 106H41V107H42ZM51 106H53V105H51ZM64 106H65V105H64ZM64 106H61V107L64 108ZM76 106H77V105H76ZM79 106H80V105H79ZM81 106H82V104H81ZM84 106H85V105H84V103H83V107H79V109L81 108V110H82L83 112H86V110L84 109V108H85ZM89 106H90V105H89ZM98 106H100V105H98ZM101 106H100V108H102ZM103 106H104V105H103ZM110 106H109V107H110ZM129 106H131V104H130ZM135 106H136V105H135ZM147 106H148V105H147ZM184 106H185V105H184ZM194 106H196V107L194 108ZM24 107H25L27 110L25 109V111H24V109H23ZM34 107H36V106H34ZM41 107H40V109H37V107H36V109H37V110L35 109L36 112H37L38 110H42V111H43V110H44L43 107H45V106L42 107L43 109H42ZM46 107H47V106H46ZM48 107H49V106H48ZM48 107H47V108H48ZM59 107H60V106L58 105V106L56 107V110H57ZM70 107H71V106H70ZM93 107H94V106H93ZM109 107H108V108H109ZM132 107H133V106H132ZM149 107H150V106H149ZM162 107H163V106H162ZM197 107H198L199 109H198ZM8 108H9V107H8ZM38 108H39V107H38ZM51 108H52V107H50V109H51ZM53 108H54V107H53ZM53 108H52V109H53ZM63 108H62V110H63ZM73 108H74V104H73ZM73 108H72V109H73ZM77 108H78V106H77ZM77 108H76V110H77ZM87 108H88V107H87ZM96 108H97V107H96ZM98 108H99V107H98ZM106 108H107V107H106ZM113 108H115V107L112 106V109H113ZM134 108H135V107H134ZM137 108H138V107H137ZM156 108H157V107H156ZM193 108H194V109H193ZM214 108H216V109L214 110ZM32 109H33V110H32ZM48 109H49V108H48ZM65 109H66V107H65L64 110H63L64 112H65ZM68 109H70V108H68ZM93 109H95V108H93ZM104 109H105V108H104ZM104 109H103V110H104ZM109 109H110V108H109ZM138 109H139V108H138ZM141 109H142V108H141ZM157 109H159V110H157ZM157 109H156V110L159 112V111L161 110V107H159V108H157ZM188 109H186V110H188ZM30 110H31L30 112H33V111H34V108H30ZM46 110H47V109H46ZM46 110H44V111H46ZM54 110H55V109H54ZM56 110H55V111H56ZM59 110H60V108H59ZM89 110H90V109H89ZM132 110H133V109H132ZM135 110H136V109H135ZM135 110H133V111H134L133 113H135ZM146 110H147V109H146ZM162 110H163V109H162ZM164 110H165V109H164ZM186 110H185V111H186ZM12 111H14V110H12ZM17 111H18V110H17ZM47 111H49V110H47ZM55 111H54V112H55ZM57 111H58V110H57ZM57 111H56V112H57ZM97 111H98V110H97ZM130 111H131V110H130ZM141 111H142V110H141ZM143 111H144V110H143ZM203 111H204V112H203ZM39 112H40V111H39ZM54 112H53V114H54ZM64 112H63V113H64ZM88 112H89V111H88ZM95 112H96V111H94L93 113H95ZM98 112H99V111H98ZM112 112H113V111H112ZM122 112H126V111H122ZM137 112H139V111H137ZM147 112H148V111H147ZM155 112H156V111H155ZM194 112H195V111H194ZM194 112H192V114H193ZM10 113H11V112H10ZM25 113H24V114H25ZM43 113H44V112H43ZM45 113H46V112H45ZM60 113H61V111H60ZM63 113H62V114H63ZM114 113H115V112H114ZM117 113H118V112H117ZM131 113H132V112H131ZM133 113H132V114H133ZM160 113H161V111L158 113L157 116L161 115ZM184 113H185V112H184ZM4 114H5V113H4ZM13 114H15V113H13ZM41 114H42V113H41ZM50 114H51V113H50ZM57 114H59V113L57 112V113H56V116H57ZM65 114H66V113H65ZM86 114H87V113H86ZM91 114H92V112H91ZM91 114H90V115H91ZM98 114H100V113H98ZM98 114H97V115H98ZM108 114H109V113H108ZM115 114H116V113H115ZM119 114H120V113H119ZM141 114H142V112H141ZM162 114H163V113H162ZM199 114H198V115H199ZM8 115H9V114H8ZM11 115H12V114H11ZM17 115H15V116L17 117ZM22 115H23V114H22ZM22 115H21V116H22ZM31 115H32V114H31ZM31 115H29V116H28V115H25V116L31 117ZM45 115H46V114H45ZM45 115L43 114V117H44ZM54 115H55V114H54ZM59 115H60V114H59ZM59 115H58V117H59ZM84 115H85V114H84ZM94 115H95V114H94ZM97 115H96V117L99 118L100 116H99V115L97 116ZM116 115L119 117L118 114H116ZM116 115H115V116H116ZM122 115H123V113H122ZM122 115H121V116H122ZM124 115H125V113H124ZM124 115H123V117H124ZM127 115H130V113L127 114ZM154 115H155V118H156L157 116H156L155 113H154ZM196 115H197V114H196ZM196 115H195V116H196ZM198 115H197V117H198ZM203 115H205V114H203ZM231 115H232V114H231ZM33 116H34V114H33ZM40 116H41V115H40ZM40 116H38V117H40ZM52 116H53V115H52ZM60 116H61V115H60ZM66 116H67V114H66ZM85 116H86V115H85ZM102 116H103V115H102ZM102 116H101V118H102ZM115 116H114V118H116ZM151 116H152V114H151ZM187 116H188V115H187ZM199 116H200V115H199ZM205 116H206V115H205ZM205 116H204V117H205ZM251 116H252V115H251ZM6 117H7V116H6ZM8 117H9V116H8ZM36 117H37V116H36ZM63 117H65V116H62L61 119H62V121L65 122V120H63ZM74 117H75V116H74ZM92 117H93V116H92ZM110 117H111V116H110ZM123 117H122V118H123ZM128 117H130V116H128ZM159 117H161V116H159ZM159 117H158V119H156V120H159ZM201 117H202V115H201ZM14 118H15V117H14ZM25 118H26V117H24L22 120H23V121H26L27 119L24 120ZM31 118H32V117H31ZM44 118H45V117H44ZM47 118H48V114H47ZM59 118H60V117H59ZM76 118H77V117H76ZM78 118H79V117H78ZM78 118H77V119H78ZM93 118H94V117H93ZM93 118H92V119H93ZM131 118H134V114H133V117H131ZM151 118H152V117H151ZM151 118H150V119L148 118L149 121H152ZM155 118H154V120H155ZM173 118H174V117H173ZM202 118H203V117H202ZM202 118H199V119L201 120ZM4 119H5V118H4ZM4 119H3V120H4ZM12 119H13V118H12ZM15 119H16V118H15ZM29 119H30V118H29ZM29 119H28V120H29ZM32 119H33V118H32ZM39 119H42V118H39ZM48 119H49V118H48ZM53 119L55 120L56 118H53ZM53 119H52V120H53ZM66 119H67V118H66ZM90 119H91V118H90ZM108 119H110V118H108ZM108 119H107V120H108ZM112 119H113V118H112ZM18 120L20 121V119H18ZM46 120H47V119L42 120V123H43V121L45 122ZM69 120H70V118L67 119V122H68ZM75 120H76V119H75ZM75 120H74V121H75ZM116 120H117V119H115L114 121H116ZM123 120H124V119H123ZM137 120H139V119H137ZM156 120H155V121H156ZM200 120H199V122L202 121V120H201V121H200ZM0 121H1V120H0ZM31 121H32V120H31ZM31 121H30V122H31ZM47 121H50V119L47 120ZM71 121H72V118H71ZM86 121H87V120H86ZM89 121H91V120H89ZM108 121H109V120H108ZM114 121H113V122H114ZM118 121H119V120H118ZM146 121H148V120H146ZM146 121H145V122H146ZM174 121H175V120H174ZM178 121H179V120H178ZM14 122H15V121H14ZM14 122H12V123H14ZM21 122H22V121H21ZM38 122H40V121L38 120ZM50 122H51V121H50ZM55 122H56V121H55ZM55 122H54L53 124H51V125L54 126L55 124L57 125V124L60 123V122L58 123V120H57V123H55ZM102 122H104V121L102 120ZM152 122H154V121H152ZM181 122H182V121H181ZM203 122H204V121H203ZM32 123H35L34 119H33V121L31 122V124H32ZM47 123H48V122H47ZM62 123H63V122H62ZM68 123L70 124L71 122H68ZM68 123H67V124H68ZM73 123H74V122H73ZM98 123H99V122H98ZM114 123H115V122H114ZM114 123H113V124H114ZM116 123L118 124V122H116ZM120 123H121V122H120ZM120 123H119V124H120ZM135 123H136V122H135ZM138 123H139V122H138ZM154 123H155V122H154ZM154 123H153V124H154ZM187 123H188V122H187V120H186V121H185V124H187ZM0 124H1V123H0ZM2 124H4V123H2ZM17 124H19V123H16V125H17ZM20 124L22 125V123H20ZM20 124H19V125H20ZM25 124H26V123H25ZM28 124H29V121H28ZM28 124H27V125H28ZM31 124H30V125H31ZM36 124H37V121H36ZM36 124H35V126H36ZM48 124H49V123H48ZM48 124H47V125H48ZM60 124H61V123H60ZM67 124H66V126L68 127ZM77 124H78V123H77ZM83 124H84V123H83ZM87 124H88V123H87ZM104 124H105V123H104ZM110 124L112 125V121H111ZM117 124H115V125H117ZM150 124H151V122H150ZM175 124H176V123H175ZM27 125H23V126L25 127V126H27ZM32 125H33V124H32ZM32 125H31L30 128H32ZM39 125H41V122H40ZM47 125H46V126H47ZM62 125H64V124H62ZM97 125H98V124H97ZM102 125H103V124H102ZM108 125H109V124H108ZM120 125H121V124H120ZM156 125H157V124H156ZM183 125H184V124H183ZM200 125H201V123H200ZM3 126H4V125H3ZM7 126H8V125H7ZM7 126H6V127H7ZM11 126H12V125H11ZM13 126H14V125H13ZM23 126H22V127H23ZM37 126H38V125H37ZM43 126H44V124H43ZM43 126H42V127H43ZM58 126H59V125H58ZM58 126H57V127H58ZM69 126H70V125H69ZM73 126H74V125H73ZM78 126H79V124H78ZM82 126H83V125H82ZM124 126H125V125H124ZM135 126H136V125H135ZM147 126H148V125H147ZM149 126H152V128H153V125H152V124L149 125ZM187 126H188V125H187ZM197 126H198V125H197ZM6 127H5V128H6ZM15 127H16V126H15ZM20 127H21V126H20ZM27 127H28V126H27ZM40 127H41V126H40ZM40 127H39V128H40ZM51 127H52V126H51ZM51 127H49V128L51 129ZM57 127H56V128H57ZM61 127H63V126H61ZM61 127H59V128H61ZM100 127H103V126H100ZM105 127H106V126H105ZM105 127H104V128H105ZM117 127H118V126H117ZM117 127L115 128V127L113 126V128L116 129V130H117ZM120 127H121V126H120ZM127 127H128V126H127ZM136 127H137V126H136ZM185 127H186V126H185ZM199 127H200V126H199ZM7 128L9 129V127H7ZM12 128H13V127H12ZM18 128H19V127H18ZM37 128H38V127H37ZM77 128H78V127H77ZM79 128H80V127H79ZM121 128H122V127H121ZM123 128H124V127H123ZM134 128H135V127H134ZM148 128H149V127H148ZM186 128H187V127H186ZM200 128H202V127H200ZM20 129H21V128H20ZM20 129H19V130H20ZM33 129H34V128H33ZM41 129H42V128H41ZM41 129H40V130H41ZM45 129H46V132H47V128H45ZM54 129H55V127H54ZM63 129H64V127H63ZM63 129H61V130H62V133H63ZM67 129H68V128H67ZM67 129H66V130H67ZM70 129H71V128H70ZM107 129H108V127H107ZM119 129H120V128H119ZM132 129H133V128H132ZM153 129H154V128H153ZM197 129H198V128H197ZM9 130L14 131V130H12L11 128H10ZM23 130H24V129H23ZM27 130L29 131V130H32V129L27 128V129H26V132H24V133H27ZM35 130H37V129H35ZM38 130H39V129H38ZM52 130H53V128H52ZM52 130H49V132H51ZM57 130H59V129H57ZM66 130H65V131H66ZM71 130H72V129H71ZM83 130H85V129H83ZM83 130L81 131L82 133L84 132ZM109 130H110V129H109ZM109 130H108V131H109ZM112 130H113V129H112ZM121 130H122V129H121ZM123 130H124V129H123ZM136 130H137V128H136ZM148 130H149V129H148ZM202 130H203V129H202ZM6 131H7V130H6ZM11 131H8V132H10L9 134H13V132L11 133ZM44 131H45V130H44ZM53 131H54V130H53ZM79 131H80V129H79ZM105 131H106V130H105ZM117 131H118V130H117ZM131 131H132V130H131ZM197 131H198V130H197ZM17 132H18V130H17ZM17 132H14L15 135L17 134ZM29 132H31V131H29ZM29 132H28V133H29ZM32 132H33V131H32ZM32 132H31V133H32ZM38 132H41V131H38ZM46 132H45V133H46ZM60 132H61V131H60ZM68 132H69V131H68ZM91 132H92V130H91ZM124 132H125V131H124ZM133 132H134V131H133ZM198 132H199V131H198ZM201 132H202V131H200V134H201V135L198 136L199 139H197L198 137L195 138L194 135H192V136L194 137L195 141H196V139L199 140V142L197 141L196 143H200V144H201V143H205V142L207 141V140H206V137H205L206 135H205L203 138H205L206 141L202 142V139H203V138H201V136H202V133H204V132H202V133H201ZM216 132H217V133H216ZM2 133H3V135H4L5 131H3ZM20 133H21V137H22V132H20ZM20 133H19V135H20ZM36 133H37V131H36ZM36 133H33V134H36ZM42 133H43V132H41V134H42ZM45 133H44V135H45ZM53 133H57V132H56V131L52 132V133H51L52 136L54 135ZM64 133H65V132H64ZM74 133L76 134V132H74ZM86 133H87V132H86ZM100 133H101V132H100ZM108 133H109V132H108ZM120 133H121V132H120ZM149 133H150V132H149ZM41 134H39V135L41 136ZM57 134H58V133H57ZM65 134H66V133H65ZM67 134H68V133H67ZM70 134H71V133H70ZM101 134H102V133H101ZM130 134H131V133H130ZM132 134H133V133H132ZM172 134H173V133H171L170 135H172ZM191 134H192V133H191ZM193 134H197V133L194 132ZM210 134H212V135H210ZM0 135H1V133H0ZM3 135H2V137L0 136V138L3 139V138H4ZM5 135H7V134H5ZM5 135H4V136H5ZM19 135H18V136H19ZM24 135L26 136V134H24ZM27 135H28V134H27ZM36 135H37V138H38V137H39L38 134H36ZM51 135H50V137H51ZM63 135H64V134H63ZM71 135H73V134H71ZM71 135H70V136H71ZM91 135H92V134H91ZM119 135H120V134H119ZM124 135H125V134H124ZM137 135H138V134H137ZM173 135H174V134H173ZM203 135H204V134H203ZM11 136H12V135H11ZM18 136H17V137H18ZM30 136H31V135H30ZM34 136H35V135H34ZM34 136H32V138H34V139L36 140V138H35ZM45 136H46V135H45ZM66 136H67V135H66ZM68 136H69V135H68ZM68 136H67V137H68ZM74 136L77 137V134L74 135ZM78 136H79V135H78ZM103 136H104V135H103ZM196 136H197V135H196ZM9 137H10V136H9ZM17 137H16V139H17ZM28 137H29V136H28ZM48 137H49V136H48ZM61 137H62V136L59 135V140H58V138H57V143H58V141H60ZM67 137H66V138H67ZM72 137H73V136H72ZM76 137H74V138H76ZM84 137H85V136H84ZM84 137H83V138H84ZM107 137H108V135H107ZM136 137H137V136H136ZM144 137H145V136H144ZM146 137H147V136H146ZM173 137H174V136H173ZM178 137H179V136H178ZM6 138L8 139V136H7ZM25 138H26V137H25ZM25 138H24V139H25ZM41 138H42V137H41ZM45 138H46V137H44L42 140L44 141ZM62 138L64 139L65 136H63ZM66 138H65V140H67ZM68 138H69V137H68ZM77 138H78V137H77ZM110 138H111V137H110ZM176 138H177V137H176ZM176 138H172V139H173V140L171 139L172 142H173ZM181 138H182V137H181ZM190 138L192 139V137H190ZM200 138H201V139H200ZM2 139H0V141H2ZM12 139H14V138H12ZM24 139H23V140H24ZM34 139H33V141H34ZM53 139H54V138H53ZM121 139H122V138H121ZM132 139H133V138H132ZM167 139H168V138H167ZM212 139H213V138H212ZM5 140H6V139H5ZM5 140H3V141H5ZM8 140L10 141V139H8ZM8 140H7V141H8ZM21 140H22V139H20V142H21ZM28 140H30V137H29ZM38 140H39V138H38ZM38 140H37V142L35 141V143L38 144ZM48 140H50V138H49ZM54 140L56 141V139H54ZM75 140H76V139H75ZM133 140H134V139H133ZM169 140H170V139H169ZM171 140H170V141H171ZM15 141H16V140H15ZM15 141H14V142H15ZM31 141H32V140H30V142H31ZM39 141H40V140H39ZM45 141H47V140H45ZM51 141H52V140H51ZM51 141H50V142H51ZM55 141H54V142H55ZM95 141H96V140H95ZM115 141H116V140H115ZM167 141H168V140H167ZM190 141H191V140H190ZM190 141H189V142H190ZM195 141H194V142L192 141L193 143H192V142H191V143L194 144ZM209 141H210V140H209ZM11 142H12V141H11ZM17 142H18V141H17ZM17 142H15V143H17ZM20 142L17 143L16 145L20 144ZM23 142H24V141H22L21 143H23ZM25 142H26V140H25ZM25 142H24V144H25ZM30 142L28 141V143H27L28 146H30V145H29ZM41 142H42V141H41ZM50 142H49V143H50ZM60 142H61V141H60ZM80 142H81V141H80ZM128 142H129V141H128ZM130 142H131V141H130ZM139 142H140V141H139ZM0 143H3V142H0ZM5 143H6V142H5ZM32 143H33V142H32ZM39 143H40V142H39ZM44 143H45V142H44ZM46 143H47V142H46ZM52 143H53V142H52ZM67 143H68V142H67ZM76 143H77V142H76ZM98 143H99V142H98ZM106 143H108V142H106ZM170 143H171V142H170ZM175 143H176V142H175ZM196 143H195V145H197ZM206 143L208 144V141H207ZM3 144H4V143H3ZM8 144H9V142H8ZM37 144H36V145H37ZM42 144H43V143H42ZM42 144H41V145H42ZM55 144H56V143H54V147H53V145L51 144L53 148H55ZM59 144H60V143H59ZM59 144L56 145V148L59 146ZM73 144H74V143H73ZM93 144H94V143H93ZM134 144H135V142H134ZM192 144H190V146H192L191 150H192V149H194V150L191 151V152H192L191 155L188 156L187 158L183 156V158H184L185 160H183L184 162L182 163V167H181L180 169H177V170H179L178 173L175 172L176 175L173 174L174 171H172L173 173H171V174L175 175V179H174V181H173V178H174V177H172V181H173L172 184H173V185H172V187L170 186L171 189H166V190H168V191L166 192V194H164L165 197H164V195H162L163 198H164L163 201H164V202L166 201V202L169 203L170 206H171V208H170V206H168V204H167V207H169L170 210H169V209L167 210V207H165L166 210L168 211V214L165 216V220H164L165 222H167L166 227H165V230H164V234H161V235H159L156 239H153V240H152L153 242L150 243V244H153V245H154V244L157 242V240L161 239V238L164 237L165 235H173V234H176V233H180V231L184 230L187 226L193 224V223H191V220H192V221L194 220V219H193V218H194L193 215H194V213L196 214V211H195L196 208L191 207L190 210H188V211L185 212V204H186L187 202L194 204V201H193V200L198 199L199 204H201V202L203 201V199L206 200L207 198L209 199V198H211V197H213L214 200H217L218 198L221 199V197H220V195H219V191H222V190H223V187L220 185L221 181H218L217 176H218V174H219V177H220V175H222L224 178H226V177H227V176H226L227 172L230 173V171L232 170V169H231V166H228L227 164H225V166H223V165H224V164H223V161H222L223 158H222V157H218V156L221 155V154H218V156L215 157V159L218 158L217 160L213 159L214 156L212 157V156H199V155H198L199 157H197V159L199 158L198 161L201 162V165H200L201 167H200V166H199L200 168H199V167H198V168L196 167L195 169H193V171H191V172L188 173V174L186 173V174L184 175V174H183V167H184V169L186 170L187 167H188V165H189V163H190L189 160H191L192 157H194L195 155H197V150L201 151V150L198 148L200 144H198L197 146H194V145H192ZM10 145H12V144H10ZM10 145H9V146H10ZM14 145H15V144H14ZM14 145H13V147H14V149H15V146H16V145H15V146H14ZM25 145H26V144H25ZM33 145H34V144H32V146H33ZM36 145H34L33 147L30 146V147H32V148H36V147H38V146H41V145H39V144H38V146H36ZM45 145H46V144H45ZM61 145H62V144H61ZM68 145H69V144H68ZM108 145H109V144H108ZM130 145H131V144H130ZM138 145H140V144H138ZM141 145H142V144H141ZM146 145H147V144H146ZM168 145L172 146V143H171V144L168 143ZM173 145H174V143H173ZM175 145H176V144H175ZM204 145H206V144H204ZM3 146H4V145H3ZM7 146H8V145H6V147H7ZM21 146H22V145H21ZM28 146H26V147H28ZM49 146H50V145H48V148H49ZM65 146H66V145H65ZM106 146H107V145H106ZM127 146H128V145H127ZM136 146H137V145H136ZM193 146H194V148H193ZM208 146H209V145H208ZM4 147H5V146H4ZM4 147H3V149H4ZM13 147L11 146V148H13ZM41 147H44V145L41 146ZM119 147H120V146H119ZM131 147H132V146H131ZM139 147H140V146H139ZM141 147H142V146H141ZM158 147H159V146H158ZM166 147H167V146H166ZM176 147H177V146H176ZM203 147H205V146H203ZM206 147H207V146H206ZM7 148H8V147H7ZM11 148H10L9 150H11ZM16 148H17L16 150H18V148H20V147H17V146H16ZM28 148H29V147H28ZM44 148H45V150H47V147H44ZM50 148H51V146H50ZM53 148H52V149H53ZM62 148H63V147H62ZM84 148H85V147H84ZM89 148H90V147H89ZM115 148H116V147H115ZM160 148H161V147H160ZM160 148H159V149H160ZM174 148H175V147H174ZM179 148H180V147H179ZM197 148H198V149H197ZM20 149H21V148H20ZM23 149H26L25 151H27V148H22V150H23ZM30 149H31V148H29V150H30ZM39 149H40V148H39ZM39 149L37 148V151H38ZM59 149H60V147H59ZM59 149H56V150H59ZM67 149H68V148H67ZM91 149H92V148H91ZM117 149H118V148H117ZM117 149H116V150H117ZM127 149H128V148H127ZM134 149H135V148H134ZM167 149H168V148H167ZM167 149H166V150H167ZM182 149H183V148H182ZM0 150H2V149L0 148ZM29 150L27 151L28 154H29ZM34 150H35V149H34ZM40 150H41V149H40ZM40 150H39V151H40ZM49 150H50V149H48V151L45 153L46 155H47V153L49 152ZM53 150H55V149H53ZM62 150H63V149H62ZM94 150H95V149H94ZM96 150H97V149H96ZM129 150H132V149H129ZM129 150H128V152H129ZM168 150H171V149H168ZM168 150H167V151H168ZM7 151H8V149H7ZM32 151H33V150H32ZM35 151H36V150H35ZM65 151H67V150H65ZM107 151H108V150H107ZM123 151H124V150H123ZM167 151H166V152H167ZM186 151L189 152V150H186ZM0 152H1V151H0ZM2 152H3V150H2ZM17 152H18V154H19V150H18ZM21 152H22V151H21ZM23 152H24V150H23ZM33 152H34V151H33ZM52 152H53V151H51V153H52ZM55 152H56V151H55ZM57 152H58V154H60L59 151H57ZM79 152H80V151H79ZM87 152H88V151H87ZM89 152H90V151H89ZM103 152H104V151H103ZM117 152H118V151H117ZM131 152H133V151H131ZM4 153L6 154V151H5ZM9 153H11V152H9ZM14 153H16V152H14ZM38 153H39V152H38ZM41 153H42V151H41ZM51 153H50V154H51ZM53 153H54V152H53ZM61 153H62V152H61ZM91 153H92V152H91ZM98 153H99V152H98ZM124 153H126V152H124ZM129 153H130V152H129ZM136 153H137V152H136ZM145 153H146V152H145ZM168 153H169V152H168ZM171 153H172V152H171ZM2 154H3V153H2ZM5 154H4V156H6ZM7 154H8V152H7ZM25 154H26V153H25ZM25 154H24V155H25ZM30 154H31V150H30ZM30 154H29V156H30ZM32 154H33V153H32ZM32 154H31V155H32ZM35 154H36V153L34 152V156H37V155H35ZM39 154H40V153H39ZM39 154H38V155H39ZM43 154H44V153H43ZM43 154H42V155L40 154V155L43 156ZM50 154H49L48 156H50ZM58 154L56 153V155H58ZM89 154H90V153H89ZM92 154H93V153H92ZM94 154H95V152H94ZM99 154H100V153H99ZM101 154L103 155V153H101ZM112 154H113V153H112ZM251 154H252V153H251ZM8 155H9V154H8ZM12 155H13V153H12ZM12 155H11V156H12ZM20 155H21V153H20L18 156H20ZM40 155H39V156H40ZM52 155H53V154H51V156H52ZM62 155H63V154L59 155V157L62 156ZM104 155H105V154H104ZM166 155H167V154H166ZM200 155H201V154H200ZM234 155H235V154H234ZM9 156H10V155H9ZM14 156H16V154H14ZM14 156H13V157H14ZM22 156H23V155H22ZM25 156H27V154H26ZM25 156H23V157L25 158ZM39 156H38V157H39ZM51 156H50V157H51ZM90 156H92V155H90ZM94 156H95V155H94ZM111 156H112V155H111ZM127 156H128V155H127ZM132 156H133V155H132ZM136 156H137V155H136ZM224 156H225V155H224ZM237 156H238V155H237ZM0 157H1V159H4V158H5L4 162H6V163H7V160L9 161V159H11V158H9L8 156L2 158V156L0 155ZM20 157H21V156H20ZM54 157L56 158V156H54ZM59 157H58V158H59ZM62 157L64 158L65 156H62ZM62 157H61V158H62ZM95 157H96V156H95ZM190 157H191V158H190ZM253 157H254V156H253ZM255 157H256V162L253 160V161H254L253 163H255V164H252V163H251V166L248 167L249 169L247 168V166L243 165V166L245 167V169L247 168L246 170H248V171H246V172L244 173V179L250 174V173H249L250 171H251V172H254V171L258 170V169L261 170L258 166H260V167L263 166L262 163L264 162V150L262 151L261 155L259 154V155L255 156ZM255 157H254V158H255ZM7 158H8V159H7ZM29 158H31V157H29ZM32 158L34 159V157H32ZM32 158H31V159H32ZM42 158H44V156H43ZM45 158H47V157H45ZM55 158H54V159H55ZM63 158H62V159H63ZM70 158H71V157H70ZM84 158H85V157H83V159H84ZM87 158H88V157H87ZM92 158H94V157H92ZM96 158H97V157H96ZM106 158H107V157H106ZM237 158H238V157H237ZM1 159H0V160H1ZM6 159H7V160H6ZM21 159H23V158L21 157ZM25 159L27 160V157H26ZM35 159H36V157H35ZM35 159H34V160H35ZM50 159H52V157L49 158V159H47V160H50ZM64 159H65V158H64ZM66 159H67V157H66ZM71 159H72V158H71ZM130 159H131V158H130ZM133 159H134V158H133ZM11 160L14 161L15 159H11ZM16 160H17V159H16ZM19 160H20V159H18V162H19ZM26 160H24V161H22V162L20 161V162H21V163H24ZM29 160H30V159H29ZM36 160L39 161L38 159H36ZM44 160H45V159H44ZM47 160H45V161H47ZM56 160H57V159H56ZM56 160H55V161H56ZM75 160H77V159H75ZM89 160H90V159H89ZM92 160H93V159H92ZM94 160H96V159H94ZM97 160H98V159H97ZM99 160H100V158H99ZM99 160H98V161H99ZM104 160H105V158H104ZM106 160L108 161V158H107ZM111 160H112V159H111ZM122 160H123V159H122ZM251 160H252V159H251ZM2 161H3V160H1V162H2ZM13 161H12V162H13ZM37 161H36V162H37ZM55 161L53 160V162H55ZM57 161H58V163H61L62 160H60V162H59V160H57ZM57 161H56V162H57ZM72 161H73V159H72ZM72 161H71V162H72ZM79 161H80V160H79ZM83 161H84V160H83ZM83 161H81V162H83ZM87 161H88V160H87ZM107 161H106V162H107ZM109 161H110V158H109ZM112 161H113V160H112ZM134 161H135V160H134ZM137 161H138V160H137ZM242 161H243V159L239 162V166L242 165V164H241ZM245 161H246V160H245ZM4 162H3V165L6 166L8 163H7V164H6V163L4 164ZM9 162H10V161H9ZM28 162H29V161H28ZM39 162H40V161H39ZM39 162H38V164H39ZM48 162H49V161H47V163H48ZM51 162H52V160L49 162V165L47 166L48 168L51 166V165H50ZM62 162H63V161H62ZM65 162H66V160H65ZM65 162H63V163H65ZM84 162H86V159H85ZM84 162H83V163H84ZM90 162H91V161H90ZM90 162H89V163H90ZM95 162H96V161H95ZM236 162H237V161H236ZM246 162H247V164H248V162H250V160H249V161H246ZM14 163H15V161H14ZM21 163H17V164L21 165ZM29 163H30L31 166H33V164H35V163H33V162H32L33 164H31V160H30ZM41 163H42V162H41ZM41 163H40V164H41ZM44 163H45V162L43 161V163L41 164L42 166L40 165V166H41L40 168H43L42 170H44V168H45V170L48 171V170L46 169V167H43ZM47 163H45V165H46ZM69 163H70V162H69ZM83 163H82V164H83ZM102 163H105V162L103 161ZM112 163H114V162H112ZM120 163H121V162H120ZM133 163H134V162H133ZM212 163H213V165H212ZM11 164L13 165V163L10 162V165H11ZM24 164L26 165L27 163H24ZM24 164H23V165H24ZM36 164H37V163H36ZM54 164H56V170H57V173H58V172H59L58 169H60L61 167L59 168V166L57 165V163H54ZM65 164H66V163H65ZM74 164H75V163H74ZM84 164H85V163H84ZM95 164H96V163H95ZM115 164H116V163H115ZM130 164H132V163H130ZM243 164H244V163H243ZM245 164H246V163H245ZM249 164H250V163H249ZM1 165H2V164L0 163V166H1ZM3 165H2V166H3ZM8 165H9V164H8ZM8 165H7V167H9V168H11V169L13 168V167L8 166ZM63 165H64V164H63ZM66 165L69 166L68 163H67ZM72 165H73V164H72ZM86 165H87V164H86ZM93 165H94V164H93ZM108 165H109V164H108ZM122 165H123V164H122ZM126 165H127V164H126ZM180 165H181V164H180ZM180 165H179V166H180ZM232 165H233V164H232ZM252 165H253V167H252ZM5 166H4V167H5ZM13 166H14V165H13ZM21 166H22V165H21ZM28 166H29V165H28ZM28 166H26V168H28ZM31 166H29V167H31ZM37 166H39V165H37ZM52 166H54V165H52ZM57 166H58V167H57ZM60 166H62V165L60 164ZM70 166H71V164H70ZM70 166H69V168H70ZM104 166H105V165H104ZM111 166H112V165H111ZM239 166H237L236 169L234 168L235 171H238V170H239ZM7 167H5L6 170H7ZM18 167L20 168V166H18ZM24 167H25V166H24ZM34 167H36V165H35ZM34 167H31V168L33 169ZM62 167H63V166H62ZM74 167H75V166H74ZM88 167H89V166H88ZM108 167H109V166H108ZM108 167H107V168H108ZM112 167H113V166H112ZM123 167H124V166H123ZM209 167H211V168L209 169V172H207V171H208L207 169H208ZM233 167H234V165H233ZM233 167H232V168H233ZM235 167H236V166H235ZM244 167H243V168H244ZM1 168H2V167H1ZM1 168H0V170H1ZM22 168H23V167H22ZM36 168H37L36 170L39 169L38 167H36ZM57 168H58V169H57ZM65 168H66V167H64V169H65ZM95 168H96V167H95ZM97 168H98V167H97ZM100 168H101V167H100ZM107 168H106V169H107ZM170 168H171V167H170ZM2 169H4V168H2ZM15 169H17V168H15ZM15 169L12 170L13 172L11 171V174L15 172V171H14ZM23 169H24V168H23ZM34 169H35V168H34ZM50 169H52V168H50ZM50 169H49V170H50ZM70 169H71V168H70ZM86 169H87V167H86ZM124 169H125V168H124ZM225 169H226L227 172H224ZM227 169H228V170H227ZM6 170H5V171H6ZM18 170H19V169H18ZM26 170H27V169H26ZM28 170H29V169H28ZM28 170H27V173L29 172ZM40 170H41V169H40ZM40 170H39V171H40ZM45 170L42 171V172H45ZM56 170H55V173H56ZM71 170H72V169H71ZM98 170H99V169H98ZM98 170H97V171H98ZM174 170H175V169H174ZM222 170H223V171H222ZM8 171H9V173H10V170H8ZM19 171H21V170H19ZM19 171H18V172H19ZM31 171H34V170H30V172H31ZM39 171H38V172H39ZM52 171H53V170H52ZM52 171L50 170L49 172H50L51 174L55 175V173H52ZM61 171H62V169H60V172H61ZM67 171H68V170H67ZM69 171H70V170H69ZM73 171H74V170H73ZM85 171H86V173H87V172H92V171H87V170H85ZM121 171H122V170H121ZM128 171H129V170H128ZM235 171L233 170V173H234ZM242 171H243V170H242ZM244 171H245V170H244ZM261 171H264L263 167H262V170H261ZM6 172H7V171H6ZM22 172H23V170H22ZM22 172L20 173V175H23V174L25 175V173L22 174ZM24 172H26V171H24ZM42 172H41V173H42ZM53 172H54V171H53ZM60 172H59V173H60ZM76 172L78 173V171H76ZM94 172H95V171H94ZM99 172H100V171H98V173H99ZM122 172H123V171H122ZM169 172H170V171H169ZM1 173H2V174H1V176H2L1 178L4 179V177H6V176H3L4 171H2ZM16 173H17V172H15V175H17ZM27 173H26V174H27ZM33 173L35 174L36 172H33ZM33 173H32V174H33ZM41 173H40V174H41ZM57 173H56V174H57ZM70 173H71V171H70ZM84 173H85V172H84ZM98 173H97V174H98ZM107 173H108V172H107ZM123 173H125V172H123ZM233 173H232V174H233ZM6 174H8V172L5 173V175H6ZM32 174H30V176H27V177H25L26 175H25L24 177L22 176L21 179H22V178H26V179L28 180V178H31V177L33 176ZM42 174H44V173H42ZM45 174H46V173H45ZM62 174H67V173H65V170H64V173H62ZM68 174H69V173H68ZM68 174H67L66 176H68ZM72 174H73V173H72ZM79 174H80V173H79ZM82 174H83V172H82ZM87 174H89V173H87ZM90 174L92 175L93 172L90 173ZM97 174H95V175L98 177L99 175H97ZM108 174H109V173H108ZM108 174H106V175H108ZM117 174H118V173H117ZM182 174H183V175H182ZM232 174H229L230 176H228V177H231ZM15 175H14V176H15ZM18 175H19V174H18ZM28 175H29V173H28ZM36 175H37V174H36ZM36 175H34V178H36V177H35ZM38 175H39V174H38ZM48 175H49V174L46 175L47 178H48ZM53 175H50V176H53ZM57 175H59V176H63V175H61V174H57ZM70 175H71V174H70ZM73 175H74L75 178H76V176H78V174L75 175V172H74ZM73 175H71V176H73ZM95 175H94V176H95ZM104 175H105V174H104ZM106 175H105V176H106ZM113 175H114V174H113ZM120 175H121V174H120ZM169 175H170V174H169ZM8 176H9V174H8ZM10 176H11V175H10ZM10 176H9L8 178H9L10 181H11V179H12L13 177L11 178ZM12 176H13V174H12ZM41 176H44V175H40V177H41ZM46 176L43 177V178H45V180L47 179ZM50 176H49V177H50ZM59 176H57V178H58ZM71 176H69V177L72 178ZM81 176L83 177V175H81ZM84 176H85V174H84ZM101 176H102V175H101ZM101 176H99V177L101 178ZM122 176H123V175H122ZM17 177H20V176H16V178H17ZM53 177H54V179H55L56 175L53 176ZM74 177H73V178H74ZM78 177H79V176H78ZM102 177H103L102 179H105V178H106V177L104 178V176H102ZM113 177H114V176H113ZM167 177H168V176H167ZM169 177H170V176H169ZM34 178H33V179H34ZM38 178H39V176H38ZM41 178H42V177H41ZM41 178H39V180H40ZM43 178H42V180H43ZM51 178H52V177H51ZM57 178H56V180H57ZM85 178H86V177H85ZM90 178H92V177H90ZM93 178H94V177H93ZM100 178H99V181H102V183H103V180H100ZM107 178H112V176H111V177H108V176H107ZM107 178H106V179H107ZM117 178H118V177H117ZM165 178H166V177H165ZM170 178H171V177H170ZM6 179H7V178H6ZM9 179H7V180H9ZM13 179H15V178H13ZM21 179H20V180H21ZM33 179H31V182H29V183H28V181H26V182L28 183V185H30V184L33 183V182H32ZM49 179H50V178H48L47 180H49ZM66 179H67V177H66ZM66 179L63 180V181H64V182H65V181H67V182L70 181V179H68V180H66ZM95 179H97V178H95ZM119 179H120V178H119ZM234 179H235V178H234ZM23 180H24V179H23ZM23 180L21 181V183H22V182H25V180H24V181H23ZM39 180H38V181H39ZM42 180H41V181H42ZM47 180H46V181H47ZM50 180H51V179H50ZM52 180H53V179H52ZM61 180H62V179H61ZM79 180H81L80 177H79V179H77L76 182L78 183ZM89 180H90V182H91V179H89V178H88V180H83V181H81V182L88 181V183H84V184H82V186L87 184V186H86V188H87V187H88V184H90V183H89ZM97 180H98V179H97ZM109 180L111 181V179H109ZM109 180H108V182H110ZM113 180H114V179H113ZM230 180H231V179H229V182H230ZM2 181H3V180H2ZM10 181H9V182H10ZM13 181H14V180H13ZM29 181H30V180H29ZM33 181H34V180H33ZM36 181H37V180H35V182H36ZM38 181H37V182H38ZM46 181H44V182H46ZM57 181L60 182L59 178H58ZM57 181H56V182H57ZM71 181H72V180H71ZM99 181H98V182H99ZM105 181H107V180H105ZM165 181H166V180H165ZM165 181H164V182H165ZM6 182H7V181H6ZM6 182H5L4 184H6ZM15 182H17V181H15ZM47 182H48V181H47ZM47 182H46V183H47ZM52 182H53V181H52ZM56 182H53V184L56 183ZM74 182H75V180H74ZM122 182H123V181H122ZM21 183H20V182H19V183H15V186H13V187L11 186V187H12V188L17 187L16 185H17V184L19 185V184H21ZM42 183H43V182H42ZM46 183H45V185H46ZM61 183H62V182H60V184H61ZM77 183H76V184L74 183V184L77 185ZM99 183H100V182H99ZM99 183H98V184H99ZM13 184H14V183H13ZM33 184H34V183H33ZM39 184H41V183L39 182ZM39 184H38V185H39ZM43 184H44V183H43ZM49 184H51L50 181H49ZM49 184H47V186H49ZM53 184H52V186H53ZM56 184H59V183L57 182ZM56 184H55V185H56ZM63 184H64V183H63ZM66 184H67V183H66ZM68 184H69V183H68ZM74 184H69V187H70V185L72 186V185H74ZM79 184H81V183L79 182ZM79 184H78V185H79ZM106 184H107V183H106ZM106 184H104L103 186H104V187H107ZM121 184H122V183H121ZM164 184H166V182H165ZM239 184H240V183H239ZM239 184H238V183H237V184L235 183V184H233V185H231V186H233V187L236 188L237 186H240ZM9 185H12V183H10ZM34 185L36 186V183H35ZM99 185H100V184H99ZM109 185H110V184H109ZM2 186H4V185H2ZM30 186H31V185H30ZM47 186H44V191H45V192H46V190H47L45 187H47ZM57 186L59 187V185H57ZM57 186H55V187L58 188ZM60 186H61V185H60ZM63 186H64V185H63ZM67 186H68V185H66V187H67ZM90 186H91V184H90ZM96 186H97V185H96ZM103 186H102V187H103ZM0 187H1V186H0ZM7 187H8V189H9L10 186L7 185ZM7 187H5V189H6ZM11 187H10V188H11ZM22 187H23V185H22ZM24 187H25V185H24ZM28 187H29V186H27V188H28ZM38 187L42 188L43 185H42V186H38ZM53 187H54V186H53ZM53 187H52V188H53ZM55 187H54V188H55ZM73 187L76 188L75 186H73ZM99 187H100V186H99ZM225 187L227 188V186H225ZM2 188H3V187H2ZM18 188H20V189H18ZM18 188H17V189H18L19 191H20V190L23 191V188L21 189V186H18ZM33 188H34V187H33ZM35 188H37V187H35ZM35 188H34V189H35ZM40 188H39V189H40ZM50 188H51V186L49 187V189H50ZM52 188H51V189H52ZM67 188H68V187H67ZM79 188H80V186H79ZM79 188H77V189L79 190ZM82 188H83V187H81V190H82V191H80V192H83L84 188H83V189H82ZM111 188H113V187H111ZM114 188H115V187H114ZM168 188H169V187H168ZM228 188H229V187H228ZM5 189H3V190H4V191H7V192H8V195L10 196V195H11V194H10L11 192L9 193V191H11V189H9V191H8V190H5ZM15 189H16V188H15ZM15 189H14V190H15ZM17 189H16V190H17ZM25 189H26V188H25ZM30 189H32V188L30 187ZM30 189H29V190H30ZM49 189L47 190V191H48V192H47V195H48V193H49ZM51 189H50V190H51ZM60 189H61V188H60ZM89 189H90V188H89ZM93 189H94V188H93ZM96 189H97L96 191L98 192V188H97V187H96ZM99 189H100V188H99ZM101 189H102V188H101ZM163 189H164V190H163ZM163 189H162V191H166L165 188H163ZM1 190H2V189H1ZM14 190H12V194H13ZM27 190H28V189H27ZM53 190H54V189H53ZM63 190H64V189H63ZM74 190H76V189H74ZM74 190H73V191H74ZM78 190H77V191H78ZM110 190H111V189H110ZM234 190H235V189H234ZM4 191H3V192H4ZM22 191H21V192H22ZM24 191H25V190H24ZM39 191H40V190H39ZM54 191H55V190H54ZM54 191H53V192H54ZM57 191H58V190H57ZM59 191L61 192V190H59ZM68 191H69V189H68ZM70 191L73 193V191H72L71 189H70ZM70 191H69V193H70ZM84 191H85V190H84ZM90 191H91V189H90ZM96 191H95V192H96ZM103 191H107L106 188H105ZM114 191H115V190H114ZM16 192H17V191H16ZM25 192H27V191H25ZM25 192H24V193H21V194L24 196ZM31 192H33V191H31ZM31 192H30V193H31ZM41 192H42V190H41ZM51 192H52V190H51ZM53 192H52V193H53ZM65 192H67V191L64 190V193H65ZM78 192H79V191H78ZM86 192L88 193V195H90V193H91V192L89 193V190L87 191V189H86ZM86 192H83V193H84V196L86 195V194H85ZM99 192H101V191L99 190ZM99 192H98V193H99ZM111 192H112V191H111ZM115 192H116V191H115ZM115 192H114V193H115ZM14 193H15V192H14ZM19 193H20V192H18L17 194H19ZM33 193H36V192L34 191ZM37 193H38V191H37ZM39 193H40V192H39ZM39 193H38V194H39ZM42 193H43V192H42ZM42 193H40V194H42ZM61 193H62V192H61ZM76 193H77V192H76ZM98 193H97V194H98ZM161 193L163 194L164 192H161ZM3 194H4V193H3ZM15 194H16V193H15ZM15 194H14V195H15ZM27 194H28V193H27ZM38 194H37V195H38ZM45 194H46V193H45ZM55 194H56V193H55ZM55 194H53V195L56 196V195L58 194V192H57L56 195H55ZM67 194H68V193H67ZM91 194H96V193H93V192H92ZM100 194H101V193H100ZM100 194H99L98 196H100ZM103 194H105V192H103ZM108 194H109V193H108ZM115 194H117V193H115ZM115 194H110V195H115ZM30 195L32 196L33 194L31 193ZM50 195H51V193H50ZM58 195H59V194H58ZM62 195H64V194L62 193ZM62 195H61L62 200H64L63 198H65L66 196L63 197ZM65 195H66V194H65ZM26 196H27V195H26ZM39 196H40V195L37 196V199L39 198ZM41 196H42V195H41ZM41 196H40V198H41ZM51 196H52V195H51ZM51 196H49V198H50ZM67 196H68V195H67ZM71 196H73V195L71 194ZM75 196H78V193H77V195H75V193H74L73 199H71V200H77L78 197H77L76 199H74ZM80 196H83V195H79V198H80ZM95 196H96V195H95ZM95 196H93V197H95ZM98 196L96 197L97 200H98V198H99ZM103 196H104V195H103ZM105 196H107V195L105 194ZM108 196H109V195H108ZM204 196H205V197H204ZM2 197H5V194H4V196H2ZM6 197H7V195H6ZM6 197H5V198H6ZM10 197H11V196H10ZM19 197H20V194H19ZM19 197H18V198L16 197V198H17V199H16V198H14V196H12L11 201L13 200V198H14V200H19V199H20V201H21V198H19ZM35 197H36V196H35ZM44 197H45V196H44V194H43L42 199H43ZM47 197H48V196H47ZM47 197H46V198H47ZM57 197H58V196H57ZM57 197H56V198H57ZM68 197H69V196H68ZM85 197H87V196H85ZM116 197H118V196H115V198H116ZM26 198H27V197H24V200H25V201H26ZM31 198H33V197H31ZM40 198H39L38 200H41ZM51 198H54V197H51ZM81 198H82V197H81ZM81 198L78 199L77 201L80 202V200L84 201L85 199H87V198H84V200H83V199H81ZM105 198H106V197H105ZM107 198H108V197H107ZM112 198H113V197H110L109 200H111ZM115 198H113L114 201H115ZM0 199H1V201L6 202V201H5L6 199H5V200H2V198H0ZM3 199H4V198H3ZM9 199H10V198H9ZM29 199H30V197L27 199V201H28ZM34 199H35V198H34ZM34 199H33L32 201H35V200H36V199H35V200H34ZM54 199H55V198H54ZM57 199H58V198H57ZM66 199H67V197H66ZM66 199L64 200L65 202L63 201V204H61V205H64V203L67 204V202L69 201V199H68L67 201H66ZM90 199H91V198H90V196H89L88 200H90ZM92 199H93V198H92ZM101 199H104V198H101ZM116 199H117V198H116ZM159 199H160V198H159ZM7 200H8V199H7ZM24 200H23V198H22V202H21L22 204H21L20 201H19L18 203L15 202V203H16L15 205H17V204L20 203V204H21L20 206H22V205H26V206H28L27 204H23ZM44 200H45V199H44ZM44 200H43V201H44ZM51 200H52V199H51ZM55 200H56V199H55ZM88 200H87V201H88ZM105 200H106V199H105ZM105 200H104V201H105ZM113 200L111 201L112 203H113ZM118 200H119V199H118ZM200 200H201V201H200ZM29 201H31V200H29ZM46 201H47V200H46ZM46 201H45V203H46ZM48 201H49V200H48ZM48 201H47V204L49 205V207H50V205H52V206L54 205L55 207H53V208H56V204H57V206H60V205H59L60 202H59V204H58V202L56 203V201H55L56 204H52V203L49 204L50 201H49V202H48ZM52 201H53V200H52ZM52 201H51V202H52ZM57 201H58V200H57ZM94 201H95V200H94ZM160 201H161V200H160ZM163 201H162V202H163ZM7 202H8V201H7ZM7 202H6V203H7ZM12 202H13V201H12ZM12 202H11V204H13ZM53 202H54V201H53ZM72 202H73V201H72ZM72 202L70 201V203H72ZM75 202H76V201H74V203H73V204L75 205V207H71L73 210H74L75 208H76L75 210H77L76 205L78 204V202H76V204H75ZM84 202H86V201H84ZM92 202H93V201H92ZM92 202H91V203H92ZM102 202H103V201H102ZM106 202H108V201L106 200ZM111 202H110V205L112 204ZM116 202H117V201H116ZM1 203H3V202H1ZM6 203H5V204H6ZM26 203H27V202H26ZM30 203H31V202H28V204H30ZM37 203H39V201L36 202V204H37ZM40 203L43 204L42 200L40 201ZM40 203H39V204H40ZM80 203L82 204V202H80ZM80 203H79V206L81 205ZM88 203H89V202H88ZM91 203H89V204H91ZM157 203H158V201L155 203L156 206H158ZM160 203H161V202H160ZM160 203H159V204H160ZM195 203H196V202H195ZM32 204H33V203H31V205H32ZM36 204H35V203L33 204V208H34V209H35V207H36ZM39 204H37V205L40 206ZM66 204H65V206H67ZM73 204H70V205L73 206ZM101 204H102V203H101ZM101 204H100V206H101ZM106 204H107V203H106ZM165 204H166V203H165ZM9 205H10V204H9ZM31 205H30V207H31ZM45 205H46V204H45ZM45 205H43L44 207L41 205V206H42L41 210H42L43 208H47V207H48L47 205H46L47 207H45ZM82 205H83V204H82ZM82 205H81V206H82ZM85 205H86V207L89 206V205H87V204H85ZM93 205H94V204H93ZM108 205H109V204H108ZM114 205H116V204H114ZM189 205H190V204H189ZM7 206H8V203H7ZM11 206H12V205H10V207H11ZM13 206H14V204H13ZM13 206H12L11 210L14 208ZM17 206H18V205H17ZM38 206H37V209H38ZM100 206H99V208H100ZM105 206H106V205H105ZM165 206H166V205H165ZM15 207H16V206H15ZM18 207H19V206H18ZM30 207L28 206V208H30ZM49 207H48V208H49ZM91 207H93V206H91ZM91 207H90V208H91ZM97 207H98V206H97ZM102 207H104V206H102ZM102 207H101V208H102ZM107 207H108V206H107ZM110 207L112 208V206H110ZM8 208H9V207H8ZM24 208H25V209H24L23 211H24L25 213H27V212H26V211H27V210H26V207H24ZM31 208H32V207H31ZM33 208H32V210H28V211H30V212L32 211V212H33V210H34ZM48 208H47V210H48ZM58 208H59V207H57V209H58ZM61 208H62V206H61ZM61 208H59V209L56 210V211H60V210H62ZM63 208H64V207H63ZM65 208H67V207H65ZM71 208L69 207V209H71ZM80 208H81V207H80ZM87 208H88V207H87ZM99 208H98V209H99ZM111 208H110V209H111ZM114 208H115V206L113 207V209H114ZM9 209H10V208H9ZM14 209H15V208H14ZM22 209H23V207H22ZM39 209H40V208H39ZM82 209L84 210V214H85L86 210H85L84 206H83ZM91 209H92V208H91ZM35 210H36V209H35ZM41 210H40V211L38 210V212H40V214H39L40 216L38 215V217H41V216H42V218H43V217H44L43 214H45V219H47V218H48V215H47V218H46V214H48V213H46L47 211H44L45 213H44V212L42 213ZM43 210H44V209H43ZM65 210L67 211V209H64L63 211H65ZM79 210H80V209H79ZM88 210H89V209H87V211H88ZM102 210H104V208H102ZM102 210H101V212H102ZM154 210H155V209H154ZM163 210H164V209H163ZM50 211H52V210H50ZM54 211H55V209H54ZM63 211H62V212H63ZM92 211L94 212V208H93ZM99 211H100V210H99ZM110 211H111V210H110ZM110 211H109V213H110ZM114 211H115V210H114ZM114 211H112V212H114ZM170 211H171V212H170ZM24 212H23V214H24ZM30 212H28L29 215H30ZM36 212H37V210H36ZM62 212H59V213L62 214ZM75 212H76V211H74V212L72 213V211L69 210V215H71V213H72V214H73L72 218H76V217L74 216V215H77V214H74ZM80 212H81V211H80ZM80 212L78 211V214L81 215V214L83 213V211H82L81 213H80ZM101 212H100V213H101ZM154 212H155V211H154ZM34 213H35V211H34ZM34 213H31V214H33L31 217L34 216V218H36V222H37V218H38V217H37V213H36V217H35V214H34ZM41 213H42V215H41ZM50 213H51V212H50ZM57 213H58V212H57ZM57 213H54L56 217H57V215H56ZM64 213H66V212H63V214H64ZM67 213H68V211H67ZM89 213H91V212L89 211L88 214H89ZM96 213H97V212H96ZM96 213L94 212L95 215H96ZM115 213H116V212H115ZM165 213H167V212H165ZM165 213H164V214H165ZM54 214H53V215H54ZM63 214H62V215H63ZM107 214H108V213H107ZM112 214H113V213H112ZM164 214H163V215H164ZM26 215H27V214H26ZM49 215H51V214H49ZM58 215H59V214H58ZM62 215H60L58 218L62 217ZM64 215H65V214H64ZM67 215H68V214H66V216H67ZM80 215H77V218H78V219L80 218V224H81V223L84 222V221L81 222V219L85 220L88 216H86L87 214H85L86 218H84V216H82V218H81V217H78V216H80ZM89 215H90V214H89ZM92 215H93V214H92ZM95 215H94V217H95ZM105 215H106V214H105ZM108 215H111V214H108ZM100 216H101V215H100ZM112 216H114V214H113ZM26 217H27V216H26ZM51 217H52V216H51ZM63 217H64V216H63ZM89 217H90V216H89ZM92 217H93V216H92ZM97 217H99V214H98ZM97 217H96V218H97ZM103 217L107 218V217L104 216V215H103ZM163 217H164V216H163ZM163 217H162V218H163ZM29 218H30V217H29ZM34 218H32V219H34ZM49 218H50V217H49ZM58 218H57V219H58ZM67 218H68V219H67ZM67 218L64 217V219H66L65 221L71 219V218H69L68 216H67ZM77 218H76V219H77ZM96 218H95V219H96ZM109 218H110V217H109ZM116 218H117V217H116ZM27 219H28V218H27ZM54 219H56V218H54ZM76 219H75L74 221H72V222H75ZM99 219L103 220L102 217H100ZM154 219H155V218H154ZM159 219H160V218H159ZM29 220H30V219H29ZM29 220H28V221H29ZM43 220H44V219H43ZM71 220H73V219H71ZM87 220H88V218L86 219V221H87ZM89 220H90V219H89ZM89 220H88V221H89ZM107 220H108V218H107ZM110 220L113 221V218H111ZM30 221L32 222V220H30ZM39 221H40V220H39ZM39 221H38V223H39ZM51 221H53V220L50 219V222H49V220H48V224H49V223L52 224ZM56 221H57V220H54V222H56ZM58 221H62L63 224H64V220H62V218H61V220L58 219ZM58 221H57V224L62 223V222H59V223H58ZM77 221H79V220H77ZM95 221H96V220H95ZM150 221H152V220H150ZM31 222H30V224H28V226H34V225H35V224H32L33 222H32V223H31ZM41 222H42V223H41ZM43 222L45 223V221H42V219H41V221H40V225L43 224ZM46 222H47V221H46ZM54 222H53V223H54ZM67 222H68V221H67ZM70 222H71V221H70ZM91 222H92V221H91ZM91 222H90V223H91ZM93 222H94V221H93ZM98 222H100V220H99ZM109 222L111 223V221H109ZM109 222H107V223H109ZM158 222H159V220H158V221L156 220V222H152V223H154L155 227L153 228V231H151V233H150V234L148 235V237L145 239L143 245L141 246V244H139V249H133L134 247L131 246L129 250H127V251L124 250L126 253H125L124 255H122L121 257H119V258H122V259L124 258V259L122 260V262H120V263L118 262V263H116V264H146V263H147V262H146V259H145V257H144V259H143L141 252H142L143 249L147 248V247L150 245L149 242H150L151 238L154 236V230H155V228L158 227ZM76 223H77V222H75V224H76ZM90 223H89V224H90ZM94 223H95V222H94ZM101 223H102V222H101ZM146 223H148V222L146 221ZM152 223H150V224H152ZM190 223H191V224H190ZM45 224H46V223H45ZM55 224H56V223H55ZM57 224H56V225H57ZM65 224H66V223H65ZM70 224H71V223H70ZM70 224L67 223L66 225H70ZM77 224H78V223H77ZM83 224H84V223H83ZM91 224H92V223H91ZM95 224H97V223H95ZM105 224H106V222H105ZM37 225H38V224H37ZM56 225L53 224V226H54V227H53V229H54L53 231H55V229H56V231H57L58 225H57V227H55ZM66 225H65V231H66L67 229H69V228L66 229ZM73 225H74V224L72 223V225H71L72 227L69 226L70 229H72L71 231H73ZM147 225H148V224H146V226H147ZM154 225H153V226H154ZM41 226H42V225H41ZM41 226H40V227L38 226V228H41ZM43 226H44V224H43ZM43 226H42V227H43ZM46 226H47V225H45L44 228H46ZM62 226H63V225H61V227H62ZM81 226H82V225H81ZM81 226L78 227V225H76V227H78V228H81ZM95 226H96V225H95ZM108 226H110V225L108 224ZM111 226H112V224H111ZM149 226H150V225H149ZM35 227H37V226H35ZM48 227H49V225H48ZM61 227H60V228H61ZM89 227H90V226H89ZM112 227H113V226H112ZM51 228H52V227H51ZM83 228H84V227H83ZM92 228H93V226H92ZM106 228H107V227H106ZM81 229H82V228H81ZM90 229H91V228H90ZM122 229H123V228H122ZM49 230H51V231H49V234L52 233V229H49ZM59 230H60V229H59ZM62 230H63V228H62ZM120 230H121V229H120ZM123 230H124V229H123ZM41 231H42V230H41ZM41 231H40V232H41ZM43 231H45V229H44ZM82 231H83V230H82ZM82 231H80V232H82ZM94 231H95V230H94ZM32 232H33V231H32ZM40 232H38V233H40ZM46 232H48V231H47V228H46L45 233H46ZM62 232H64V230H63ZM66 232H67V231H66ZM66 232H65V234L67 235ZM69 232H70V231H69ZM74 232H76V230H74ZM74 232H73V233H74ZM29 233H31V232H29ZM38 233H37V234H38ZM42 233H43V232H41V236H42ZM45 233H44L45 236L43 235L44 238L46 237V235H48L49 237L52 236V234L49 235V234H45ZM53 233H55V232H53ZM56 233H57V232H56ZM58 233H59V232H58ZM71 233H72V232H71ZM76 233L78 234V230H77ZM59 234H60V233H59ZM59 234H58V235H59ZM74 234H75V233H74ZM85 234H86V233H85ZM203 234H204V236L206 235V241H207V242H210V241L213 240V234H212L211 231H205ZM55 235H56V234H55ZM70 235H72V234H70ZM39 236H40V235H39ZM56 236H57V235H56ZM61 236L63 237V234H62ZM68 236H69V235H67L66 237H68ZM75 236H76V235H75ZM79 236H80V234H78V240L80 241ZM81 236H82V233H81ZM87 236H88V235H87ZM87 236H86V237H87ZM43 237H42V241L44 240ZM69 237H70V236H69ZM76 237H77V236H76ZM76 237H75L74 240H72V238L70 237V238H71L70 240L75 242V240H77ZM92 237H93V236H92ZM92 237L90 236V238H92ZM35 238H36V240H35V239H33V240H34V242H35V241L37 242V241H38V239H37L38 237H35ZM53 238H54V235H53ZM73 238H74V237H73ZM88 238H89V236H88ZM88 238H87V239H88ZM90 238H89V239H90ZM202 238L204 239L203 236H202ZM39 239H40V240H39V242H38V243H39L38 248L41 246V250H42V246H43V248H47V247H49L48 249H49V251H50V247H51L52 245H50V244H48L49 246L44 245V243L47 242L46 239H49V238H46V239H45L46 242H45V240L43 241L44 243L42 242L43 245L40 244L41 237H40ZM62 239H64V238H62ZM62 239H61L60 243L63 242V241L65 240V239H64V240H62ZM98 239H99V238H98ZM100 239H101V238H100ZM50 240H51V239H50ZM50 240H49V242H47V243H52L53 246H55V247L52 246L53 248H55V250H53L54 253L51 252L53 248L51 249L50 252L53 253V254H55V251H57V250H56V247H57L58 245H56V244H54V243L59 242V241H57L58 239L56 240V238H54L53 240H55L56 242L54 241V243H53V242H50ZM81 241H84V240H83V237H82V240H81ZM65 242H66L67 244H69V240H66ZM84 242H85V241H84ZM86 242H87V241H86ZM89 242H90V240H89ZM89 242H88L87 244H89ZM97 242H98V241H97ZM80 243L82 244L83 242H80ZM67 244H65L64 246L66 247ZM72 244L75 245V243H72ZM77 244H79L78 241H77ZM85 244H86V243H84V245H85ZM94 244H95V241H94ZM96 244H97V243H96ZM109 244H110V243H109ZM112 244H113V243H112ZM112 244H111V245H112ZM148 244H149V245H148ZM62 245H63V244H62ZM62 245L59 244L60 247H61ZM70 245H71V243H70ZM74 245H73V246H74ZM82 245H83V244H82ZM82 245H80L81 247H79V245H78L79 250H81L80 248H83V247H84V245H83V247H82ZM64 246H63V247H64ZM92 246H93V245H92ZM94 246H95V245H94ZM94 246H93V248H94ZM137 246H138V245H137ZM162 246H163V245H159V250H158V248H157L156 253L159 254V251L163 250V249H162ZM11 247H12V246H11ZM63 247H61V248H63ZM65 247L63 248L64 250L62 249V250L64 251L63 254H65ZM71 247H72V246H71ZM71 247H69V248L71 249ZM86 247H90V246L87 245ZM135 247H136V246H135ZM38 248H37V249H38ZM57 248H59V247H57ZM75 248H76V247H75ZM93 248H92V250H93ZM115 248H116V247H115ZM11 249H13V247H12ZM59 249H60V248H59ZM70 249H69V250H70ZM73 249H74V248H73ZM77 249H78V248H76L75 250H77ZM90 249H91V247H90ZM90 249H88V250H90ZM125 249H126V248H125ZM152 249H153V248H150V249H148V251H149V250H152ZM182 249H185V248L182 247ZM13 250H14V249H13ZM13 250H12V251H13ZM39 250H40V248H39ZM41 250H40V251H41ZM44 250H46V249H44ZM44 250H42V253L44 252ZM69 250H68V251H69ZM71 250H72V249H71ZM83 250H84V248L82 249V251H83ZM106 250H107V249H106ZM37 251H38V250H37ZM63 251H61V252H63ZM68 251H67V252H68ZM85 251H86V250H85ZM94 251H97V249H96V250H93V252H94ZM148 251H147V253H148ZM2 252H3V251H2ZM6 252H7V250H6ZM8 252L10 253V251H8ZM33 252L35 253V251H33ZM47 252H48V251H46V254H47ZM77 252H79V251H77ZM109 252H111V251H109ZM109 252H107V253L110 254ZM3 253L6 254L5 252H3ZM9 253H7V254L9 255ZM12 253H13V252H11V254H12ZM34 253H33V255H34ZM44 253H45V252H44ZM69 253H70V251H69ZM72 253H73V252H71L70 255H72ZM74 253H75V252H74ZM74 253H73V254H74ZM94 253H95V255H96V252H94ZM97 253L99 254L98 251H97ZM100 253H101V252H100ZM103 253H104V252H103ZM103 253H102V254H103ZM147 253H146V255H147ZM162 253H164V251H163ZM7 254H6V255H7ZM11 254H10V255H11ZM37 254H39V251H38V253H36L35 255H37ZM46 254H44V255L42 254V255H43V256H46ZM53 254H51V256H52ZM57 254H58V252H57ZM59 254H60V252H59ZM83 254H86V253H83ZM8 255H7V256H8ZM12 255H13V254H12ZM33 255H32V256H33ZM77 255H78V254H77ZM105 255H106V254H105ZM225 255H226L225 259L230 263V261L232 260V259L230 258V251H228ZM32 256H31V258H32ZM48 256L51 257L49 254H48ZM59 256H60V255H59ZM67 256H68V255H67ZM99 256H100V255H99ZM106 256H108V255H106ZM106 256H104V254L102 255L103 258H105ZM10 257H11L10 259L13 260V259H12V256H10ZM38 257H39V260H42V259H40V256H38ZM38 257L36 256L37 260H38ZM49 257L46 256L47 259H49ZM52 257H53V256H52ZM52 257H51V258H52ZM54 257H55V256H54ZM57 257H58V256H57ZM57 257L52 258V259H59V260H60V257H59V258H57ZM78 257H79V256H78ZM78 257H77V258H78ZM87 257H88V256H87ZM102 257H100V258L103 259ZM109 257H110V256H109ZM109 257H108V258H109ZM7 258H8V259H7ZM7 258H6V259L9 260V257H7ZM36 258H35V260H36ZM42 258H44V260H42V261H46V260H45V257H42ZM61 258H62V255H61ZM70 258H71V257H70ZM74 258H75V257H74ZM81 258H84V257L81 256ZM85 258H86V257H85ZM91 258H92V257H91ZM97 258H98V257H97ZM97 258H96V259H97ZM4 259H5V258H4ZM52 259H50L51 262L49 261L50 263L48 262V264H51L52 262H55V261H53ZM62 259H63V258H62ZM68 259H69V258H68ZM78 259H79V258H78ZM87 259H88V258H87ZM0 260H1V259H0ZM11 260H10V261H7V263H8V262H11ZM37 260H36V261H37ZM82 260L84 261V259H82ZM85 260H86V259H85ZM106 260H107V259H106ZM30 261L32 262V259H31ZM36 261H35V262H36ZM61 261H63V260H61ZM61 261H60V263H61ZM78 261H79V260H78ZM87 261H88V260H87ZM93 261H94V260H93ZM98 261H99V260H98ZM100 261H101V260H100ZM100 261H99V262H100ZM102 261H103V260H102ZM5 262H6V261H5ZM14 262H15V261H14ZM14 262H13V263H14ZM38 262H39L40 264L43 263V262H40V261H38ZM46 262H47V261H46ZM99 262H98V263H99ZM103 262H104V261H103ZM224 262H225V261H223V263H224ZM0 263H1V261H0ZM11 263H12V262H11ZM13 263H12V264H13ZM55 263H56V262H55ZM57 263H58V261H57ZM60 263H59V264H60ZM89 263H90V262H89ZM95 263H96V261H95ZM95 263H94V264H95ZM98 263H96V264H98ZM36 264H37V263H36ZM44 264H45V262H44ZM46 264H47V263H46ZM62 264H63V263H62ZM67 264H68V263H67ZM77 264H79V263H77ZM80 264H81V263H80ZM86 264H87V263H86ZM100 264H102V263H100ZM104 264H105V262H104Z\"/></svg>",
    "mask_w": 264,
    "mask_h": 264
}]
</instances>
